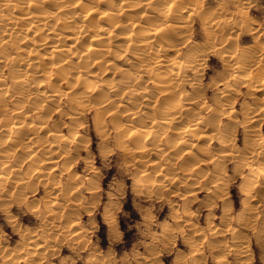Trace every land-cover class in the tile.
Segmentation results:
<instances>
[{"label": "rangeland", "instance_id": "1", "mask_svg": "<svg viewBox=\"0 0 264 264\" xmlns=\"http://www.w3.org/2000/svg\"><path fill=\"white\" fill-rule=\"evenodd\" d=\"M10 1H11L10 4L12 2L16 1L17 7L15 9L13 8V6H9V7H5L4 5L2 6L3 2L0 0V60H1L0 61V78L3 80L2 82L4 84L1 87L4 89L2 98L4 99V105H5L3 111L0 110L1 111L0 117H3V114H5V112H7L6 115L10 114L13 106L14 107L18 106V110L19 109H20V111L22 110V116H23V118H21L22 116H19L18 119L21 118V119H23L22 123H25V124L28 123V124L25 125L24 131H20V133H18V134H20V137H19V135H17L18 137L16 136L17 137L16 138L13 135H11V134H13L12 132H14V128H12L11 125L9 126L10 128L9 127L7 128V132L6 131H5L6 133L2 132L4 134L3 135L1 134V136H0L1 137L0 138V143H1V145H0V154H1L0 155V177L4 176L3 177L4 179L0 178V264H218L219 262H222L219 264H223L224 260H225L224 262L227 261L226 262L227 264H247V263L248 264H264V198H263L264 192L262 195L263 197L259 196L262 193L261 189H262V191H264L263 190L264 189L263 188L264 187V185H263L264 184V180H263L264 175L262 174L263 173L262 171H264V169L261 171L262 165L260 166V170L258 171V169H259L258 166H259V164H262L261 161L264 159V158L261 159L262 157H264V153L262 152L263 155H262V153L261 154L258 153L257 156L255 154H253L252 156H248V155L244 154L243 156L245 159L241 162H240L241 159L238 160L239 161V166L237 165L238 168L236 165H234V164H236L237 160H235L233 158L228 159V158L219 157L220 159L217 160V162H215V164H214L213 162H211L209 156H212V155L216 156V155H219L223 152L222 150H219V149L224 150L227 145L225 146L223 143L221 144V142H219V141L223 140L224 137L226 136V134H227L228 138H232V137L234 138V139L232 138L233 140L231 141V142H233V144H235L234 149L240 147L239 152L241 154L244 153L243 151H241L243 148V141L245 140V138L244 139L242 138V137H244V135L242 133V128H244V125H247L248 122L245 123L243 125V127L241 124L238 128H234V127H236V125L234 127L230 126L231 123H229L228 120L227 121L225 120V119H227L228 115L227 116L226 115L224 116L223 114L219 115L221 113L220 112V113H215L217 115L213 116L215 114L211 112L210 115H211V117L212 116L213 117L210 118V115L208 116L210 118V121H213L212 123H210L212 125V127H211V126H209L210 124H208L209 119L206 118L207 117L206 115H208V113H209V111L206 109L207 108L206 105L208 102H210L208 105H210V104L212 105V103H213L212 101L218 102V99H219V102H221V103L218 106V109H220L221 105H222L221 107L225 106L224 108L230 107L231 110L233 109V112L235 111V115L239 119V118H241V114H242L245 106H248V104H246V105L244 104L245 101H247L249 99V97H250L249 100H252L254 98L253 97L254 95L251 96L249 94L250 96H248L247 93L243 94L245 92V87L247 88V85L245 84V86H244L241 82H237V81H235V83H238V84L241 83L240 84L241 86L235 84V88L236 87L239 88L241 90V91L240 90L239 91L242 94L237 95L234 93V95L232 94L234 96V99H232L233 96L230 95V93L228 91H226L227 95L220 97V95L222 93V91H220V90H222L223 88L220 86L219 89H213V87H214L213 80L215 82L217 80L216 83H218V78L223 73H225V75L223 74L225 76V78L231 81V79H229L232 77L231 73L232 74H238L237 76L239 77L238 72H240L241 76L242 75L246 76L244 74V72L245 73L247 72L246 74H248V72H249L248 76L251 75V76L257 78L259 74L264 72V70H263V68H264V66H263V64H264V60H263L264 59L263 58L264 57V51H263L264 50V0H246V1L244 0V2H243V0H241V1L240 0L239 1L230 0L231 2L229 0H221V1L220 0H197V3L199 1L198 4L196 3V1L190 3V1H192V0H173V2L178 1L179 2L178 5H180V4L182 5V3H184L183 9L186 12V13L185 12L183 13V14H185L184 19H183V20H185L183 23L185 26H182L181 27L182 29L176 28L175 29L176 31H175V30H172L173 28H171V30H169L170 29L169 27L166 28V30H169L168 31V37H170L169 38L170 42L174 43L175 49L177 48L176 49L177 53L176 52L171 53V52L166 51V50L163 52L152 51L151 53H145L146 51H143V53L147 54L146 58H147L148 62H151L153 60V57H155V56H157V58H163L165 60L168 59L169 61L174 58L173 61H175L176 65L178 66V68H175L174 67L175 63H174V64L168 66V68H167L168 70L162 69L161 67H158L159 70L160 69L163 70V71L158 70L160 73H162L161 75L169 73L172 66L174 69L177 70V71L176 70H174V71L178 72L175 75L179 79L176 78V76L172 75V78H175L177 81V82H175V79H172V83L175 82V83H173V85L175 86L174 89L176 91L174 97L180 99L181 102L183 101L182 104L185 102L182 114L184 112L185 113L186 112L192 113V110H193V114H191V115L186 114L184 116V114H183L182 116L184 119L182 121H180V119H179L180 117H179V115H177L175 117V119H173L170 123L172 125L174 122L175 125L173 124L172 127L173 126H175V127L177 126V128L183 127V125L185 123H183V125H182V122L186 121L187 118L191 117L192 115H195L198 113L201 116L204 115L201 117L202 118L201 120H202V123H204L205 125L201 124L200 127L202 129V135L207 134V136L201 135L199 137L200 139L198 138L194 142V143H197L198 146L193 145L194 152L195 153L197 152L196 153L197 155L195 154V156L197 158H195V159L198 160L197 163L200 164L198 166V168H196V171H199V173L197 172L196 176H195V178H196L195 183L197 185L194 183H192V185H190L191 183L188 184L189 181L186 178H184L185 174L188 173L187 171L185 172L184 170L183 171L185 173H183V171H181L182 169H184V168H181L184 165L177 166V165H179L180 160L182 161L183 157L187 158L185 156H188L186 153H184V150L183 151L179 150V149H183L182 146L179 145L180 148L178 147L177 150H179V151H177L178 153L176 152L177 153V156H176V155L172 154L173 152L170 151L169 146L167 145V143H165L166 139L168 138V136L165 134H167L169 131H171V128H172V127H170L171 125L165 124V125H162L163 127H161L159 125L154 124L156 122L151 123V121L149 122L148 119H145L146 118L145 112L147 114L149 111L151 112L153 109L155 116L154 115H152V116L155 118L154 120L158 121L157 124H159L160 120H158V119H160L161 117L158 116L159 110L157 108L160 109L161 107H163V106H161V107H159V106L164 104L163 102L167 97L171 98L170 97L171 94H169V96L167 95V97H166V95H165L166 92L161 90V87H163V86H161V87L158 86L159 88H155V86H157V85H155V86L153 85L154 82L151 79H153L152 76H153L154 72H150L151 74H149L146 71H143L142 69H140V67H138L136 61L134 60L132 55L130 56V54H127V56L128 57L130 56L131 59L130 58L129 59L131 61L130 60H128V61L131 64L128 61L125 62L123 60L124 58L120 59V57H119V59L114 60L115 61L114 65H113L114 68L110 67L111 62L104 63L103 66L108 67L107 69H109V70H108V73L104 75V77L102 76V78L104 80H107L108 83L109 82L111 84L113 83L112 84L113 87L115 85L118 86L120 84L121 80L124 79L123 74H126L127 72H128L127 74L130 73V75H133L134 72L141 73L142 78L139 80H134L132 82V84H129L127 86H125V84H124L122 86L123 88L121 87L119 92L113 93L114 91H110L109 92L110 94L112 92V94L110 96H113V97L112 98L109 97V99L107 101H104L102 104H99V105H101L102 108L107 104L108 106L107 105L106 106L110 110H108L107 112L106 111H98L97 113L101 112V116H100V114H98V116L96 117V113H94V111L96 110V107H98L99 105L93 106L95 103L90 104L91 101L85 102V105H87V107L85 105H83L86 108H85V111H82L83 106L80 103H78L79 99L77 97L75 98V96H74V95H76L75 93L77 91H75L74 85L73 86L71 85L70 76L62 78V76L59 75L61 73L59 71H57V69H55L56 66L51 65V63H53V61L57 57L63 56V55L59 54V52H57V50H58L57 47L59 46L61 48V47L67 46V44L70 41V38L58 40L56 50L55 51L52 50V52H49L48 46H50V44H52V42H51L52 39H50L51 38L50 36L52 34H49L48 40L45 39L47 41L45 44L40 45L39 42L44 41L43 36H45V34H44L45 30H43V29H41L40 31L33 30V29L25 30L23 27L25 25L24 21H21V20L14 21L15 16L16 17L19 16L21 12H23L25 9H27L26 0H10ZM62 1H64L66 3V2H69L71 0H62ZM117 1H120L121 4L120 5H114V4H117ZM152 1L153 2L158 1V3H159L158 6H160V7H163L164 4L169 3V2L166 3L164 0H152ZM163 1H164V3H163ZM166 1H171V0H166ZM181 1H183V2L181 3ZM64 2H60L59 4L64 3ZM86 2L89 4H93L95 6L94 9H96V13H98L101 9L109 7V6H114L115 8L119 7L121 9H124V8L128 7L130 4H132V0H104V1H98V2L96 0H88ZM154 3H156V2H154ZM236 3L238 5H236ZM38 4H40V3H38ZM57 4H58V2L51 0V1H45L44 3L40 4V6H41V8H44L47 11H53V15L50 17V24L51 23L54 24V26H55L54 30H56V32L61 31L63 34H71V32L73 30H75V27L79 24V19L81 17H83L84 15H82V16L77 15L76 17H73L72 9H68V8L64 9L62 7L60 8L59 11L57 10V8L53 9V6L55 7V6H57ZM176 4L177 3H174V11H176V13L173 12V15L177 14L180 11V9H182V7L180 5L178 7L180 9L178 10V8L176 7ZM194 4H196L198 6H196ZM215 4H218V5H215ZM199 6H200V8H196V9L194 8V7H199ZM207 6H208V8L210 7L211 9H213V11H215V12H213L210 8L209 9L211 11L208 10V8L205 9V7H207ZM237 6H239L240 8L242 7V8L240 9ZM130 7L131 8L129 10H127V12L129 14L133 15L134 17H138L139 14H137V12H139V10L140 11L142 10V6L141 5H139V6L132 5ZM175 7L177 9H175ZM192 7H193V10H191ZM201 7H203V8H201ZM221 9H223V10H221ZM196 11H198V12H196ZM208 11L210 12V14L208 13ZM227 11H228V13H227ZM192 12H195V13L193 14ZM225 12L227 13V16H226ZM229 12H230V14H229ZM188 13H189V15H188ZM216 13H217V15H215ZM232 13H234V14H232ZM203 14L205 16H203ZM177 15H176V17H177ZM222 15H224L225 17ZM194 17H195V19H193ZM198 17H201V18H198ZM203 17H205V18H203ZM222 17H224V18H222ZM237 17L239 19H237ZM9 19H11V20L9 21ZM203 19H205V20H203ZM230 19L232 22H230ZM196 20L199 22L202 21V22H200V25H199V22L198 23L196 22ZM228 20H229V22H228ZM238 20H239V22H238ZM244 20L246 23L244 22ZM234 21H235V24L240 23L239 24L240 27L236 26L238 24L232 25V24H234ZM206 22H207V24H205ZM166 23H168V22H166ZM203 23L205 26L203 25ZM230 23H232V24H230ZM210 24H212V25L214 24L213 25L214 27L212 28L211 27L212 25H210ZM222 24H225L226 27H224V25H222ZM241 24H243V25H241ZM249 24H250V26H249ZM63 25H65V27H63ZM201 25H203L202 27H204L206 30L211 31V33L209 32V35H211L210 36L211 38L209 37L210 39L208 37H206V35H205V34H208V32L204 28L203 29L206 32H203V29H200V27H198ZM189 26H190V28H189ZM207 26L208 27L210 26L211 28L210 27L206 28ZM221 26H222V28L224 27L225 29H227L226 32H224L225 29H222ZM241 26H242V28H241ZM231 27L233 28V30L231 29ZM250 27H252L251 30H250ZM178 29H180L183 32H180V30H178ZM186 29H188V30H186ZM244 29H246L247 31H245ZM252 29H255L256 31L252 30ZM242 30H243V32H242ZM173 31H175V33H172ZM234 31H236V32L238 31L237 35H235L236 32L234 33ZM190 32H192V34ZM202 32H203V35L205 36V38H203L204 36H202ZM220 32H221L222 37L224 35L225 36L227 35L226 37L225 36L223 38L221 37V39H223L222 40L223 43L220 41L221 39L219 38ZM229 32L231 35L229 34ZM232 32H233V36H232ZM176 33H179V34L182 33V34L179 35ZM186 34H188V38H187ZM23 35H25V37H22ZM178 35H179V37H177ZM256 36H257V38H255ZM212 37H213V39H212ZM234 37H236L235 42L233 40ZM24 38H26V39H24ZM39 38H42L43 40L41 39V41H40ZM217 38H219L220 40L215 41ZM229 38H231L232 40H230ZM173 39H176L177 41H175ZM180 39H182L181 40L182 42L178 41ZM183 39H185V40H183ZM204 39L209 40V41L205 42ZM228 39L231 41V43H232V41L234 42L233 44H231L232 46L230 45V41ZM224 40H226V41H224ZM254 40H256V41L258 40V41L256 42ZM194 41L195 42L198 41V42L195 43ZM210 41H212V43L214 44L211 46H215V47L209 46L211 43ZM236 41H237V43H236ZM116 42L120 43L119 45H125V44L121 43V41L119 39L116 40ZM218 42L222 43L221 45H223V46L218 44ZM175 43H178L179 45L175 46L176 45ZM180 43H181V45H180ZM193 43H195L194 44L195 47L192 48L193 45H191V44H193ZM203 43L206 45H204ZM207 43H209V44H207ZM251 43L253 45H251ZM183 44H184V46H182ZM189 44L191 45V47ZM197 44L198 45L203 44V47H201V45H200V47H198L200 49L197 48V50L199 52L197 50L192 51V50L188 49V48H192V49L195 48L196 49V47L198 46ZM226 44H227V46H226ZM254 44H256V45H254ZM224 45H225V47H224ZM245 45H246V47H244V50L242 51L243 46H245ZM248 45L250 47H253V49H251ZM154 46H155V44L153 42L149 43L150 49L153 48ZM220 46L222 49L220 48ZM233 46H236V47H233ZM254 46H257V47H255L256 49H254ZM16 47H18V48L16 49ZM226 47H230V48L228 49ZM248 47H249L250 51H247V50H249V49H247ZM201 48H203L205 51H203V49H201ZM258 48H260V49H258ZM224 49H226V50H224ZM238 49L241 52H239ZM183 50H184V52H183ZM218 50L219 51L222 50V51L216 52ZM227 50L229 52L230 51L231 52L229 53ZM235 50H236V52H235ZM254 50H256V51H254ZM191 51L193 52V54H196V53L199 54L200 53L201 54L200 58L201 59L204 58L202 60H199V62L201 61L203 63H201L198 66V68H193L192 66H190V64L193 63L192 61H190V59H191L190 56L192 53ZM211 51H213L215 54ZM252 51H253V54H252ZM137 52H138V55H140V52L139 51H137ZM153 52H155V53H153ZM180 52L181 53L183 52L182 55ZM225 52H227V53H225ZM234 52L236 53V55ZM242 52H244V53H242ZM257 52H259V53H257ZM17 53H18V55H17ZM50 53L52 54L51 57H50ZM218 53L221 56H218L219 55ZM1 54L2 55L5 54L7 58L5 57V55L2 56ZM148 54H150V55H148ZM177 54L179 56H176ZM122 55H124V53ZM185 55H186V57H185ZM222 55H224V56H222ZM18 56H20V57H18ZM235 56H236V58H235ZM237 56L239 58L240 57L241 58L239 59V58H237ZM256 56L258 57V59ZM14 57H16V61L13 60V59H15ZM187 57L190 59H188ZM206 57H207V60L205 59ZM219 57L220 58L223 57L222 58L223 60L220 59ZM244 57H247L248 60L247 59L245 60ZM255 57H256V59H254ZM180 58H182V59H180ZM5 59H7V60H5ZM253 59H254V61H253ZM32 60H36V61L40 62L39 63L40 65L39 64L38 65L41 66V68L38 66V67H36L35 70H33V69H32L33 71L30 70L32 72L31 73L29 70H27V68L26 69H24V68L26 66L25 63L27 61H32ZM50 60H52V61H50ZM233 60H236V62L238 61L239 64L240 63L243 64V61H244L245 66L242 65L244 69L243 68L235 69L233 66L236 64V62ZM184 61L186 64L184 63ZM225 61L228 63V68H227V70L223 71V69H226V67H227L226 64L224 65ZM232 61L234 63H232ZM246 61H247V63H246ZM251 62H256V63L253 64ZM261 62H262V64H261ZM133 64H135V65H133ZM257 64H259V65L257 66ZM116 65H118V67ZM131 65H133L134 67L137 66L138 70L136 68L135 69L131 68L132 67ZM181 65H184V68H183V66L181 67ZM260 65L263 66V68L259 67ZM8 66H10L13 69L9 68ZM42 66H46V69H47L46 72H45V68H43ZM204 66H206V67H204ZM221 66L222 67L226 66V67L221 68ZM229 66H232L234 69H231V68L229 69ZM48 67H49V73H48ZM14 68L16 69L14 71V76H16L17 78H23L27 81L30 80V84L27 85L28 89L26 88V92L23 93L24 95L22 94L23 96L22 95H16V97H15V94H14L15 89H13L12 88L13 86L11 85L12 80H14V79H11V77H12L11 75H13V72H10L8 69L13 71ZM123 68H125L126 70ZM220 69H222L223 72L222 71L220 72L219 71ZM261 69L263 71H261ZM37 70H39V71H37ZM42 70H44L45 74H42V73H44ZM124 70H125V72H124ZM133 70H135V71H133ZM236 70H237V73L234 72ZM241 70L243 71V74L241 73ZM256 70H258V72H259V73H257V75L255 73ZM35 71L37 72L38 75L36 74ZM139 71H141V72H139ZM216 71L217 72L219 71L221 74L219 72L217 73ZM226 71H229L230 74L226 73ZM19 72H20V75H19ZM23 72H25V75H23ZM27 72H29V73H27ZM196 72H198V73L196 74ZM56 73H59V74H56ZM177 74H179V75H177ZM189 74H191V75H189ZM18 75H19V77H18ZM183 75H185L186 78H188L187 80H190V81L189 82L187 80L185 81L186 78L185 77L183 78ZM192 75H194V76H192ZM223 75H222V77H223ZM34 76H35V78H37V80L39 78H41V81L33 83L32 79L35 80ZM228 76H230V77H228ZM237 76H235L233 78L238 80ZM60 77L62 80L60 79V81H59ZM107 77H110V78H107ZM28 78H30V79H28ZM42 78H45V79L42 80ZM180 78H183L184 80L180 79ZM48 79H49V81H47ZM56 79H58V80H56ZM51 80L54 81V83ZM104 80H103V82L107 83V81H104ZM182 80L185 82H183ZM253 80H254V78H253ZM55 82H58V83H55ZM207 82L209 84L211 83L212 86L211 87L207 86ZM50 83H52V84H50ZM48 84H50V85H48ZM53 84H57L58 86L57 85L53 86ZM69 84L71 85V87ZM204 84H206V85H204ZM51 85L54 87V89H52L53 87H51ZM140 85H141V87H140ZM199 85H201L203 87H201ZM176 86H178V87H176ZM49 87H51V88H49ZM57 87L59 88V90ZM126 87H128V88H126ZM190 87H192V88L193 87H196V88L199 87V88L198 89H196V88L191 89ZM206 87L208 88V90ZM137 88H139V89H137ZM176 88H178L179 90ZM11 89H12V91H10ZM158 89H160V90H158ZM199 89H200V91H199ZM56 90H58V91H56ZM129 90H131V91L133 90L132 91V96L134 95L133 98L128 97L129 94L126 96V94L129 93ZM177 90H178V93H177ZM187 90H189V91H187ZM51 91L54 92L55 95H53L52 99H48L52 96L51 94H54V93H51ZM6 92H8V93H6ZM120 92H122V93H120ZM183 92H185V93H183ZM187 92H189V93H187ZM194 92H196V93H194ZM45 93H47V95H50V96L47 97V95H45ZM28 94H30V95H28ZM70 94H72V95L70 96ZM173 94L174 93H172V95ZM176 94L178 97L176 96ZM186 94L188 95V97ZM9 95H11V96H9ZM150 95L152 96V99H151ZM163 95L165 96V99H163L162 102H159L162 98H164ZM192 95H194V96L196 95V97H189ZM211 95H213V97ZM214 95H216V99L212 100L213 98H215ZM244 95H246V96H244ZM18 96L20 98H18ZM69 96L75 100L69 101V99H70V98H68ZM140 96H142V98ZM255 96L259 97L260 94H256ZM6 97H8V98H6ZM22 97H24V98H22ZM184 97H187V98L184 99ZM224 97L225 98L227 97L226 98L227 101H226V99H223ZM258 97H256V98H258ZM12 98H14V99H12ZM56 98H58V99H56ZM113 98H114V104L112 103ZM126 98L127 99L130 98V99H128L126 101ZM188 98H189V100H188ZM198 98L199 99L203 98L206 101L205 102L203 100L206 103V105L204 106L202 104V102H199V105L197 104V106H198V108H197V106H195V104H193V102H196L198 100ZM229 98H230V101H232V104H229V106H227ZM16 99H18V100H16ZM21 99H23V100H21ZM53 99L55 100V102H53L54 101ZM11 100H15V101H12V103L10 104ZM20 100H21V103H20ZM51 100H53V101H51ZM200 100H202V99H200ZM209 100H211V101H209ZM220 100H223L224 102L220 101ZM31 101L33 102L32 106H31ZM46 101L49 103H47ZM230 101H229V103H230ZM14 102H15V105L13 104ZM34 102H35V104H38V105H35ZM186 102L189 104H187ZM216 102H214V103H216ZM17 103H20L21 105H18ZM70 103H71V105H69ZM161 103H163V104H161ZM12 104H13V106H12ZM28 104L31 107L27 108ZM186 104L188 105L189 108L190 107L192 108L194 106L191 109V111H190V109L188 110V107H186L187 106ZM50 106H52L53 108ZM69 106H72L74 108H69ZM203 106L205 108H203V110H202ZM9 107H11V108H9ZM23 107H25V108H23ZM40 107H42V108H40ZM47 107H49V108H47ZM101 107H99L100 110H105V109H101ZM126 107L128 108V110L126 109ZM249 107H252V106H250V104H249ZM30 108H32V109H30ZM43 108H45V109H43ZM148 108H151V109H148ZM48 109L50 111H48ZM51 109H52V111H51ZM185 109H187L190 112H188ZM25 110H27V111L25 112ZM46 110L48 112H44ZM74 110H75V112H74ZM115 110H116V114H114ZM161 110L162 109H160V112H161ZM195 110H198V112ZM23 111H24V113H23ZM28 111H29V113H28ZM201 111H205V112H201ZM71 112L73 114H76L77 117L76 118L71 117V116H73V114ZM42 113H43V115H42ZM45 113H47V114H45ZM133 113H135V114H133ZM128 114H129V116L131 114L133 116L131 115L129 117V116H127ZM36 116H39V117L37 118ZM94 116L96 118L101 117V119H100L101 123L98 122L99 121L98 120L99 118H98L96 120L98 123H97V125H95L96 123L93 121V120H95V119H93V118H95ZM29 117H30V120H29ZM40 117L43 119H40ZM110 117H111V121H109ZM140 117L141 118L144 117V119L142 118L143 122H142V119H140ZM177 117H179V118H177ZM215 117H217V120H215L216 119ZM77 118H78V120L75 122V119H77ZM136 118H139L138 122H141L142 124H146V122H148L147 125L142 126L141 123H139V124H141V125H139L138 122L136 121L137 120ZM34 119H36L35 122L33 121ZM49 119H51V120H49ZM79 119H81V121ZM114 119L116 121L118 120L120 122V124H118V122L116 123V121H114ZM178 119H179L178 123H181L182 126L180 124L178 125L177 123H175L176 121H178ZM48 120L50 122H48ZM73 120H74V122H73ZM82 121L84 122L83 124H81ZM30 122H32V124H30ZM33 122L35 123V125ZM136 122H137V124H135ZM262 122H263V124L261 126L260 135L262 138H264V120ZM56 123H58V125ZM115 123L118 124V126L113 127L114 125H116ZM130 123L135 124L136 126L135 125L132 126V125H130ZM42 124H43L42 128H44L46 126L48 129L45 127L44 129H46V130H44V129L42 130V128H41ZM215 124H217V125L215 126ZM222 124L227 126V127L229 126L230 128L233 127L234 129L232 128V130H231L230 128H226ZM227 124H229V125H227ZM249 124H252V122H250ZM54 125L55 126L57 125L58 127L57 126L55 127ZM74 125H75V127H74ZM111 125H113V126H111ZM137 125L139 127L135 128V127H137ZM150 125H156L155 128H153L154 126L152 127V131L150 132V134L148 133V131L142 132V129H146V128L149 129ZM96 126L101 127V129L99 127H98L99 129L95 128ZM217 126H218V128H216ZM121 127L125 128V129H123ZM126 127H130V128H128L129 130ZM131 127H133V130L131 129ZM221 127H225V128L221 129ZM115 128L119 129V132L121 133L120 134L121 137L118 134L119 132ZM156 128H157V130H156ZM160 128H161V130H160ZM213 128H214V130L212 131ZM120 129H121V131H120ZM136 129L137 130L139 129V132H136ZM220 129L222 130V133L220 132L221 131ZM227 129H228V132H226ZM0 130H1V128H0ZM10 130H13V131H10ZM48 130L51 132H49ZM124 130L126 133L122 132ZM197 130L200 131L199 129H197ZM207 130H209V131L207 132ZM42 131H44V132H42ZM54 131H55V133H54L55 136L53 135ZM153 131L154 132L156 131V133L160 132L161 134H155ZM115 132L116 133L118 132L117 135H119V136L115 135L116 134ZM21 133H22V135H21ZM74 133H76V135H77V138H76L77 142L72 141L73 136L75 135ZM78 133L81 135L80 137H82V138H79ZM136 133H138V134L142 133V135L145 134L146 137H144L145 135L143 137L141 135H139V136H141V138L138 137V135L134 136V135H136ZM147 133L149 134L148 136H147ZM153 133H154V135H153ZM223 133L225 135L218 139V137H220V136H217V135H219V134L223 135ZM30 134H32V135H30ZM122 134H123V137H122ZM60 135H61V137H60ZM114 135L117 136V138H115ZM150 135H151V137H150ZM152 135L154 137L156 136L157 138L156 137L154 138ZM27 136L29 137V139ZM42 136L44 138L43 140L41 138ZM37 137H38V140L36 139ZM65 137H66V139H68L67 141H64ZM132 137L136 141V144H138L137 142L140 141L142 145L140 144V142H139V145H136L135 141L134 142L131 141V144H130V139L132 140ZM149 137L151 138L150 140L154 141L155 143L151 142L152 143L151 144L150 140L146 141V139H148ZM163 137L165 140L163 139ZM205 137H207V138H205ZM15 138L18 140L20 139L18 142H16V144H15V142H13L14 141L13 139H15ZM34 138H35V140H34ZM118 138L121 141H118ZM136 138H138V139H136ZM225 138H227V137H225ZM23 139H25V140H23ZM139 139H141V140H139ZM155 139L158 142H156ZM206 139H208V140L206 141ZM216 139H217V141H216ZM30 140H32L33 143H31ZM205 141L208 142V144H209L208 149H210V150L212 149V150L210 152V150L207 149V150H205L207 153H199L200 151L202 152L203 149L200 150V148H202V146L204 145L203 142H205ZM64 142H68V143L64 144ZM199 142L203 143V144H201L202 146H200V147H199V145H200ZM25 143H26V145H25ZM117 143H120V145H122L123 148H122V146H119L121 148H118L117 146L119 144H117ZM2 144H5V145H2ZM17 144H19V145H17ZM37 144H39V145L36 147ZM49 144H51V145H49ZM76 144L80 148H74V147H76ZM124 144H126V145L124 146ZM129 144H130V147H128V148H130V149H126V147L129 146ZM153 144L155 146L158 145V148L161 146L162 148L161 147L160 148L163 151L164 150L165 151L160 153L161 150L159 152V150H157V146L155 147ZM15 145H17V146L13 147ZM81 145H82V147H81ZM140 145H141V147H139ZM221 145H224V146H222V148H219V146L221 147ZM231 145H232V143H231ZM236 145H237V147H236ZM1 146H3V148ZM6 146H7V148H10V150L7 149V151H6ZM22 146H24L23 149H22ZM29 146H30V148H29ZM42 146H44L45 149L49 146L48 150L47 149L45 150ZM148 146H150L151 148ZM137 147H139L138 150L136 149ZM195 147L198 151L195 150ZM4 148H5V150H4ZM32 148H33V150H32ZM155 148H156V150H155ZM213 148H215L214 149L215 151L219 148L217 150L218 153L214 152ZM52 149L54 151L55 150L59 151L60 153L58 152L59 153L58 154V153L54 152ZM122 149H124L125 152ZM38 150L41 151V154L39 153ZM151 151H152V153H150ZM12 152H13V154H12ZM19 152L23 154V155L19 154V155H21V157L19 155L17 156V153H19ZM34 152H36V153L38 152V154H36ZM45 152L48 155H45ZM126 152H127V154H126ZM155 152H157V153H155ZM169 152H170V154H172V156L169 155ZM179 152H180V155H179ZM212 152L215 154H212ZM63 153H66V154H63ZM209 153H211L212 155ZM35 155H37V156H35ZM144 155H145V157H144ZM163 155L165 156V158H162ZM204 155H206V156H204ZM23 156H25V157H23ZM47 156H48V158H47ZM254 156L257 158L258 162H256V160H255L256 158L253 159ZM18 157H20V158H18ZM34 157L35 158L40 157V158L34 159ZM167 157H169V158H167ZM247 157H249V158H247ZM250 157L252 158L253 161L250 159ZM13 158H15V159H13ZM21 158H23V159H21ZM24 158H26V159H24ZM132 158H134L133 161L131 160ZM170 158H172V160ZM17 159H19V161H17ZM39 159H41V161H39ZM42 159L44 160V162ZM49 159L50 160L53 159V161L52 160L50 161ZM151 159H153V160H151ZM187 159L190 160L191 158L189 157ZM187 159H185V160L188 161ZM259 159L261 161H259ZM168 161H170L171 163L169 162L170 164H167ZM234 161H235V163H234ZM13 162L16 163V164L14 163L15 164L14 168H12L13 167L12 165H14ZM48 162L50 165L48 164ZM138 162L140 164H138ZM155 162L156 163L158 162L160 165L156 164ZM250 162L251 163L253 162V163L249 164ZM46 163H47V166L49 165V167L46 166ZM53 163L56 165V167ZM162 163L165 165V167L163 166ZM172 163H174V164H172ZM188 163H189V161L187 162V164ZM204 163H205V167L203 166ZM210 163H211V165H210ZM220 163H223V164H220ZM60 164H63V165H61V167H60ZM67 164H68V166H67ZM153 164L157 165L158 167H161V168H159V169L157 167L154 168V166H151ZM248 164H249V166H248ZM9 165H11V166H9ZM27 165H29V166H27ZM212 165H214V166H212ZM250 165L251 166L253 165V167H251ZM43 166H44V168H43ZM50 166H52V167L54 166L55 168L54 167L52 168ZM62 166L65 169L62 168ZM169 166H171V167H169ZM218 166H220L221 168ZM4 167H5V172H4ZM58 167L61 168V172H60V169H58L59 171L56 169ZM143 167H144V169H143ZM184 167H186V165ZM255 167H257L256 170L259 173H257L254 170ZM6 168H7V170H6ZM10 168H11V170H10ZM180 168H181V170H180ZM200 168H203V169L201 170ZM235 168H237V169H235ZM34 169L35 170L37 169V170L35 171ZM155 169H157L159 171H156ZM211 169H213V170H211ZM251 169H252V172H251ZM52 170H54V171H52ZM72 170H73L74 174L72 173L73 176L71 178L69 173ZM151 170H153V171H151ZM166 170H168V171H166ZM174 170L176 171V173ZM214 170H217L218 172L214 171ZM6 171H7V173H6ZM13 171H16L17 173L14 174L15 172H13ZM25 171H27L26 173L28 174V177H26L27 174L25 173ZM51 171H52V174H54V173L55 174L58 173V174L57 175L54 174L53 176H50ZM10 172L13 174H11ZM41 172L44 173L43 174L44 176L42 174L41 175L38 174ZM166 172H169L168 174H170V175L167 176L168 174ZM172 172H174V173H172ZM177 172H179L180 174ZM200 172H201V174H200ZM67 173L69 174L68 176H67ZM164 173L167 175H165ZM214 173L218 174L220 176L214 175ZM24 174H26V175H24ZM47 174H49L50 177H47ZM171 174L172 175L176 174L178 177L176 175H174V177L176 176V178H174L173 176L171 178L170 177ZM221 174L223 177H221ZM254 174H257V175L254 176ZM207 175L209 177H211V176L217 177L218 176V180H216V183H217L216 187H218V185H219L218 183H220L218 188H215L216 183L214 185L207 183V181H206L208 178ZM36 176H38V177L35 178ZM133 176H136V177L138 176L139 179H136V177H133ZM152 176H154V177H152ZM246 176H247L248 180L246 179ZM51 177H53L52 181L50 180ZM262 177H263V179H262ZM24 178H26V179H24ZM148 178H150L149 181H147ZM160 178H161V181H160ZM181 178H183V179H181ZM32 179H35V180H34L33 184H31V185H34L35 187H31L32 191H30L31 189H28V188H30L31 185H29L28 183L29 182L32 183V181H31ZM68 179H70V180H68ZM167 179H170L169 180L170 183L167 182ZM6 180H7V182H6ZM41 180H42L41 184H43V185L40 184ZM47 180H49L55 186L50 185L51 183ZM144 180L146 181V183ZM245 180H247L248 183ZM250 180H252V181H250ZM260 181H263L262 182L263 184L261 183V185H260ZM10 182H12V183H10ZM36 182H39V183H36ZM225 182H227V183H225ZM253 182H254V184H252ZM1 183H3V184H1ZM23 183H26V184H23ZM46 183H47V186L49 185L51 188L49 186L47 187ZM202 183L204 185H206L207 189L208 188H210V189L206 190L205 186H204V188H202L203 187ZM245 183H247V184H245ZM250 183L252 185H250ZM18 185L20 186V188L22 187V189L18 190L19 189ZM23 185H25V186H23ZM158 185H159V187H158ZM246 185L247 186L249 185V186L247 187ZM260 186H261V189H260L259 193H257L256 191L259 190V188L257 189V187H260ZM5 187L6 188L9 187V188L6 189ZM221 187L223 188L222 190L220 189ZM224 187H226V188H224ZM244 187H245V189H244ZM246 187L249 189H247ZM1 188L4 190H2ZM87 188H90V189H87ZM5 189H6L7 194L5 192ZM189 189L192 190L193 193L191 191L188 192ZM219 190H221V191H219ZM245 190L248 194L245 193ZM250 190L252 191L253 194L251 193ZM182 191L183 192L186 191L187 194H186V192L181 194ZM212 191H215V192H212ZM18 192H19L18 197L15 198L16 196H13V195H14V193H18ZM20 192H22V193H20ZM250 193H251V196H250ZM257 194H259V195H257ZM180 195H181V197H180ZM248 196H250V198ZM258 196L260 197V199ZM187 197H189V198H187ZM66 198H67V200H65ZM52 199H53L54 203H53V201H50ZM254 199L256 200V202ZM257 200H258V202H257ZM48 201H49V203H48ZM211 201L214 203H212ZM259 202H261V203H259ZM245 203H246V205L248 203V205L245 206ZM46 204H48V205H46ZM249 204L250 205L253 204L252 208ZM208 205H209V208L206 207ZM223 206H224V209H223ZM243 206H244V208H242ZM253 207L255 210L253 209ZM34 208H36V209H34ZM245 208H248V211H246ZM57 210H59V211H57ZM186 210H188V211H186ZM225 210H227V211L224 212ZM56 211H57V213L59 212L58 215H57V213H55ZM40 212H42V213L40 214ZM189 212L191 214H193L194 216L191 215ZM187 213H189L188 215H189L190 219L191 218L193 219V221H192V219L190 220L188 216H185V215H187ZM221 213L225 214L224 215L225 217ZM109 214L111 215V217L107 216ZM195 214H196V216H195ZM236 214L238 216L240 215L239 217H241V218L236 216ZM40 215H41V217H40ZM47 216H50V217H47ZM243 216L249 217V218H247V220L251 223L247 222V220L245 218H243ZM187 217H188V220H186ZM223 217L226 218L225 222L223 221L224 220ZM184 218H185V220H184ZM190 221H191V223H194V221H195L196 224L194 223V225H193L190 223ZM222 222L224 224L226 223L224 227H223L224 224L223 225L221 224ZM241 222L242 223L246 222L247 225H245V223L242 224ZM53 223L56 224L55 225L56 227L54 226ZM182 224H184L185 226ZM187 224H191V225L189 226ZM168 225H169V227H167ZM192 225L195 227L193 228ZM218 225H219V227H218ZM191 226H192V228H191ZM44 228H46L47 230H42ZM48 228H50V229H48ZM196 228H197V232H196ZM164 229H167V230H164ZM217 229H218V231L215 232V230H217ZM199 230H200V232H198ZM201 230H202V232H201ZM30 231H32V232H30ZM166 232H169V233L167 234ZM195 232L197 233V235H195ZM222 232H223V235H222ZM198 233H201V234L199 235ZM214 233H215V235H214ZM218 233L219 234L221 233V234L219 235ZM209 234H211V235H209ZM41 235H43V236L41 237ZM201 235H202V237H201ZM233 235H235V236L239 235V236L238 237L236 236L237 237V238L235 237L236 239H232ZM242 235H243V237H242ZM76 236H77V238H76ZM240 236H241V238H240ZM170 237H173V238H170ZM220 237H221V239H219ZM167 238H168V240H167ZM238 238L240 239V241ZM33 239L34 240L36 239V240L34 241ZM217 240H220L221 243L216 244V243H218V242H216ZM33 243H35V244H33ZM191 243L193 244L196 251L194 250ZM211 243H212V245H214L213 246L214 249L212 248ZM222 243L224 245H222ZM234 244L238 245V246H236V248H235ZM190 245H191V247H190ZM43 247H44V249H43ZM216 247L217 248L219 247L218 248L219 252L216 251L217 250ZM226 247H228V248H226ZM190 248H193V250H190ZM220 250H222V251H220ZM234 250H235V253H234ZM244 250H246V251H244ZM40 251H42V252H40ZM159 252H161V253H159ZM231 254H234V257H231ZM36 255H38V256H36ZM91 256H93V257H91ZM213 256L216 258H214ZM94 257H95V259H93ZM194 257H195V259H194ZM198 258H200V259H198ZM238 258H240L241 260ZM243 258H245V259H243ZM195 260H197V261H195ZM241 261H242V263H240Z\"/></svg>", "mask_w": 264, "mask_h": 264}, {"label": "bare ground", "instance_id": "2", "mask_svg": "<svg viewBox=\"0 0 264 264\" xmlns=\"http://www.w3.org/2000/svg\"><path fill=\"white\" fill-rule=\"evenodd\" d=\"M2 2H3V4H2V6L4 5L5 7H9V6H13V8L15 9L16 7H17V3H16V1H14V2H12L11 4H10V0H1ZM45 1H51V0H26V7H27V9H25L23 12H21L20 13V15L19 16H15V18H14V21H17V20H21V21H24V29L25 30H28V29H33V30H38V31H40L41 29H43V30H45L44 32V34H45V36H43L44 37V41L43 42H39L40 43V45H43V44H45L47 41L46 40H48L49 38H48V36H49V34H52L50 37V39H52L51 40V42H52V44H50V46H48L49 47V52H52V50L53 51H55L56 50V47H57V42H58V40H61V39H66V38H70V41H69V43L67 44V46H64V47H57V52H59V54H61V55H63L62 57H57L54 61H53V63H51V65L53 66V65H55L56 67H55V69H57V71H59L61 74H59V73H56V74H59L60 76H62V78H65V77H67V76H70V78H71V85L73 86L74 85V87H75V91H77L75 94L76 95H74L75 96V98L77 97L79 100H78V103H80L82 106L83 105H85V102H88V101H91L90 102V104L91 103H95L93 106H96V105H99V104H102L104 101H107L108 99H109V97L110 98H112L113 96H110L111 94H112V92H111V94L109 93L110 91H114L113 93H115V92H119L120 91V89H121V87L125 84V86H127V85H129V84H132V82L134 81V80H139V79H141L142 78V74L141 73H136V72H134V74L133 75H130V73L129 74H123V77H124V79H122L121 80V82H120V84L118 85V86H116L115 84V86L113 87V83L111 84L110 82L108 83V81L107 80H104L103 78H102V76L104 77V75L105 74H107L108 73V70L109 69H107L108 67H105V66H103V64L104 63H107V62H111V68H114L113 67V65H114V60H117V59H119V57H120V59L121 58H124L123 60L125 61V62H127L128 60H130L131 58H130V56L132 55V57L134 58V60L136 61V63H137V65H138V67H140V69H142L143 71H146L147 73H149V74H151L150 72H154V74H153V79H151L154 83H153V85L155 86V85H157V86H155V88H159L158 86H163V87H161V90H163L164 92H166V97H167V95L169 96V94H171L170 95V97L172 98H166L165 99V96H164V98H162L159 102H162V100L163 99H165L164 100V104L163 103H161V104H163V105H160L159 107H161V106H163V107H161L160 109H162L161 110V112H160V109L159 108H157L158 110H159V114H158V116L159 117H161L160 119H158V120H160V123L159 124H157V122L158 121H156V120H154L155 118L152 116V115H154L155 116V113H154V111H153V109H152V111L150 112L149 110V112L146 114V112H145V116H146V118L145 119H148L149 120V122L151 121V123H153V122H156V123H154V124H156V125H159V126H161V127H163L162 125H165V124H170L171 123V121L173 120V119H175V117L177 116V115H179V117H177V118H179L180 119V121H182L184 118H183V114H184V116L186 115V114H188V115H191V114H193V110H192V113H183L182 114V112H183V108H184V104H185V102L182 104V102H181V100L180 99H178V98H175L174 97V95H175V89H174V85H173V83H175V82H177L176 81V79L175 78H172V75L173 76H176L175 74L176 73H178V72H175L174 70H176V69H174L173 68V66H172V68L170 69V72L169 73H167L166 71V73L167 74H164V75H161L162 73H160L159 71L160 70H162V69H167L168 68V66L169 65H172V64H174L175 63V61H173L174 60V58L172 59V60H168V59H163V58H157V56H155V57H153V60L151 61V62H148L147 61V54H145V53H151L152 51H156V52H163V51H169V52H176L177 53V48L175 49L174 48V43H172V42H170V37H168V31L169 30H171V28H173L172 30H175L176 28H181L182 26H185L183 23H184V21L185 20H183L184 19V15L185 14H183L184 12H185V10L183 9L184 7H183V4L184 3H182L183 1H181V3H182V5H181V7H182V9H180V8H178L180 5H178V1H174L173 2V0H171V1H166V0H164L166 3L167 2H169L168 4H164L163 5V7H160V6H158V1H154V2H156V3H154L152 0H132V4H130L128 7H126V8H124V9H121V8H115L114 6H109V7H106V8H103V9H101L98 13H96V9H94V5L93 4H89V3H87L86 1H88V0H71V1H69V2H64V1H62V0H52V1H55V2H58V4H57V6H53V9H55V8H57V10L59 11L60 10V8L62 7V8H64V9H66V8H68V9H72V13H73V17H76L77 15H79V16H82V15H84L83 17H81L80 19H79V24L75 27V30H73L72 32H71V34H63L61 31H57L56 32V30H54V28H55V26H54V24L53 23H51L50 24V17L53 15V11H47L46 9H44V8H41V6H40V4H42V3H44ZM97 2L98 1H104V0H96ZM164 1H163V3H164ZM196 1V3H197V0H192V1H190V3L191 2H195ZM221 1V0H220ZM230 1V0H229ZM236 1H239V0H236ZM241 1V0H240ZM246 1V0H245ZM1 2V3H2ZM60 2H64V3H61V4H59ZM160 2V1H159ZM227 2V1H226ZM231 2V1H230ZM243 2H244V0H243ZM38 3H40V4H38ZM162 3V4H163ZM174 3H177L176 4V7L178 8V10L180 9V11L177 13V14H175V15H173V12H175L176 13V11H174ZM198 3H199V1H198ZM197 3V4H198ZM239 3V2H238ZM121 3H120V1H117V4H114V5H120ZM193 4V3H192ZM201 4V3H200ZM199 4V5H200ZM226 4V3H225ZM229 4V3H228ZM240 4V3H239ZM113 5V4H112ZM132 5H137V6H139V5H141L142 6V10L140 11L139 10V12H137V14H139V16L138 17H134L133 15H131V14H129L128 12H127V10H129L131 7L130 6H132ZM178 5V6H177ZM194 5H196V4H194ZM193 5V6H194ZM215 5H218V4H215ZM214 5V6H215ZM231 5V4H230ZM229 5V6H230ZM235 5V4H234ZM236 5H238L237 3H236ZM241 5V4H240ZM162 6V5H161ZM196 6H198V5H196ZM202 6V5H201ZM213 6V5H212ZM243 6V5H242ZM245 6V5H244ZM175 7V9H177ZM231 7V6H230ZM237 7H239V6H237ZM195 9L196 8H200V6L199 7H194ZM201 8H203V7H201ZM206 8H208V6L207 7H205V9ZM210 8V7H209ZM208 8V10H210ZM236 8V7H235ZM240 8V7H239ZM242 8V7H241ZM240 8V9H241ZM191 10H193V7L191 8ZM212 11H213V9H211ZM210 10V11H211ZM221 10H223V9H221ZM244 10V9H243ZM232 11V10H231ZM196 12H198V11H196ZM200 12V11H199ZM207 12V11H206ZM213 12H215V11H213ZM224 12V11H223ZM235 12V11H234ZM239 12V11H238ZM186 13V12H185ZM193 14L195 13V12H192ZM208 13L210 14V12L208 11ZM226 13V12H225ZM227 13H228V11H227ZM227 13H226V16H227ZM240 13V12H239ZM244 13V12H243ZM242 13V14H243ZM246 13V12H245ZM199 14V13H198ZM207 14V13H206ZM229 14H230V12H229ZM232 14H234V13H232ZM176 15H177V17H176ZM183 15V16H182ZM188 15H189V13H188ZM201 15V14H200ZM215 15H217V13L215 14ZM225 15V14H224ZM224 15H222V16H224ZM236 15V14H235ZM238 15V14H237ZM203 16H205L204 14H203ZM209 16V15H208ZM207 16V17H208ZM214 16V15H213ZM244 16V15H243ZM188 17V16H187ZM193 17V16H192ZM202 17V16H201ZM201 17H198V18H201ZM206 17V18H207ZM220 17V16H219ZM225 17V16H224ZM224 17H222V18H224ZM239 17V16H238ZM237 17V19H239ZM197 18V19H198ZM203 18H205V17H203ZM235 18V17H234ZM177 19V20H176ZM193 19H195V17L193 18ZM216 19V18H215ZM214 19V20H215ZM236 19V18H235ZM8 20V19H7ZM11 19H9V21H10ZM203 20H205V19H203ZM216 21V20H215ZM236 21V20H235ZM235 21H234V24H232V23H230V24H232V25H236V24H238V25H236V26H239V24L240 23H236L235 24ZM166 22H168V23H166ZM189 22V21H188ZM196 22L198 23L199 21H197L196 20ZM200 22H202V21H200ZM200 22H199V25H200ZM204 22V21H203ZM208 22V21H207ZM207 22L205 23V24H207ZM211 22V21H210ZM224 22V21H223ZM222 22V23H223ZM227 22V21H226ZM228 22H229V20H228ZM230 22H232L231 21V19H230ZM238 22H239V20H238ZM244 22H245V20H244ZM15 23V22H14ZM56 23V22H55ZM243 23V22H242ZM246 23V22H245ZM244 23V24H245ZM190 24V23H189ZM194 24V23H193ZM202 24V23H201ZM209 24V23H208ZM218 24V23H217ZM228 24V23H227ZM198 25V24H197ZM203 25H204V23H203ZM203 25H201V26H198V27H200V29H203L204 27H202ZM210 25H212V24H210ZM214 25V24H213ZM211 26L212 28L214 27V26ZM222 25H224V27H226L225 26V24H222ZM241 25H243V24H241ZM188 26V25H187ZM205 26V25H204ZM230 26V25H229ZM235 26V27H236ZM249 26H250V24H249ZM63 27H65V25H63ZM167 27H169L170 29L169 30H166V28ZM202 27V28H201ZM210 27V26H209ZM208 26L206 27V28H209ZM210 27V28H211ZM216 27V26H215ZM222 28V26H221V28L222 29H225V28ZM228 27V26H227ZM240 27V26H239ZM11 28V27H10ZM186 28V27H185ZM189 28H190V26H189ZM188 28V29H189ZM241 28H242V26H241ZM251 28L252 27H250V30H251ZM254 28V27H253ZM9 29V28H8ZM182 29V28H181ZM188 29H186V30H188ZM205 29V28H204ZM203 29V32H208V34H205L206 35V37H210L211 35H209V32L211 33V31L209 30H204ZM217 29V28H216ZM230 29V28H229ZM231 29L233 30V28L231 27ZM239 29V28H238ZM249 29V28H248ZM11 30V29H10ZM178 30H180V29H178ZM215 30V29H214ZM226 30L227 29H225V31L224 32H226ZM235 30V29H234ZM245 31H247L246 29H244ZM252 30H255V29H252ZM176 31V30H175ZM175 31H173L172 33H175ZM202 31V30H201ZM220 31V30H219ZM256 31V30H255ZM171 32V31H170ZM180 32H183V31H181L180 30ZM203 32H202V36H204L203 35ZM222 32V31H221ZM221 32L219 33L220 35V39H221ZM236 31H234V33H235ZM238 32V31H237ZM237 32H236V34L235 35H237ZM242 32H243V30H242ZM8 33V32H7ZM187 33V32H186ZM189 33V32H188ZM191 34H192V32H190ZM223 33V32H222ZM247 33V32H246ZM254 33V32H253ZM43 34V35H44ZM171 34V33H170ZM176 34H179V33H176ZM182 33H180L179 35H181ZM224 34V33H223ZM229 34H230V32H229ZM175 35V34H174ZM179 35L177 36V37H179ZM187 35V38H188V34H186ZM209 35V36H208ZM231 35V34H230ZM257 35V34H256ZM21 36V35H20ZM55 36V37H54ZM183 36V35H182ZM181 36V37H182ZM218 36V35H217ZM225 36V35H224ZM223 36V37H224ZM227 36V35H226ZM225 36V37H226ZM232 36H233V32H232ZM22 37H25V35H23ZM172 37V36H171ZM176 37V36H175ZM176 37V38H177ZM222 37V38H223ZM184 38V37H183ZM203 38H205V36L203 37ZM211 38V37H210ZM209 38V39H210ZM219 38H217L215 41H217V40H220ZM235 38L236 37H234V42H235ZM255 38H257V36L255 37ZM254 38V39H255ZM24 39H26V38H24ZM40 39V41H41V39L42 38H39ZM46 39V40H45ZM54 39V40H53ZM120 40L121 41V43H123V44H125V45H119L120 43H118V42H116V40ZM178 39V38H177ZM212 39H213V37H212ZM211 39V40H212ZM230 40H232L231 38H229ZM228 39V40H229ZM43 40V39H42ZM173 40H175V41H177L176 39H173ZM182 39H180V40H178V41H181ZM183 40H185V39H183ZM188 40V39H187ZM223 39H221L220 41L223 43V41H222ZM229 40V41H230ZM23 41V40H22ZM204 41L205 42H207V41H209V40H205L204 39ZM224 41H226V40H224ZM254 41H256V40H254ZM253 41V42H254ZM258 41V40H257ZM256 41V42H257ZM150 42H153L154 44H155V46L153 47V48H151L150 49V47H149V43ZM182 42V41H181ZM193 42V41H192ZM191 42V43H192ZM195 42V41H194ZM198 41H196L195 43H197ZM200 42V41H199ZM211 43H212V41H210ZM233 41H232V43H231V41H230V45L231 44H233L234 43ZM171 43V44H170ZM179 43V42H178ZM178 43H175L176 45L175 46H177V45H179ZM195 43H193V44H191V45H193L192 46V48L193 47H195L194 46V44ZM210 43V45L209 46H211V45H214L213 43L211 44ZM217 43V42H216ZM215 43V44H216ZM222 43H219L218 42V44H222ZM228 43V42H227ZM236 43H237V41H236ZM235 43V44H236ZM255 43V42H254ZM204 44V43H203ZM203 44H197L196 46V49L194 48V49H192V48H188V49H190V50H197V48L198 47H200V45H201V47H203ZM207 44H209V43H207ZM234 44V45H235ZM180 45H181V43H180ZM190 45V44H189ZM191 45H190V47H191ZM204 45H206V44H204ZM237 45V44H236ZM250 45V44H249ZM248 45V46H249ZM251 45H253L252 43H251ZM254 45H256V44H254ZM259 45V44H258ZM182 46H184V44L182 45ZM187 46V45H186ZM221 46H223V45H221ZM221 46H220V48H221ZM226 46H227V44H226ZM232 46V45H231ZM211 47H215V46H211ZM219 47V46H218ZM224 47H225V45H224ZM233 47H236V46H233ZM244 47H246V45L245 46H243V49H242V51L244 50ZM250 47V46H249ZM249 47L247 48V49H249ZM255 47H257V46H254V49H256ZM259 47V46H258ZM18 47H16V49H17ZM181 48V47H180ZM226 48H230V47H226ZM241 48V47H240ZM251 49H253V47H250ZM198 49H200V48H198ZM201 49H203V48H201ZM210 49V48H209ZM208 49V50H209ZM212 49V48H211ZM222 49V48H221ZM236 49V48H235ZM258 49H260V48H258ZM207 50V51H208ZM213 50V49H212ZM224 50H226V49H224ZM137 51H139L140 52V55H138V52ZM143 51H146L145 53H143ZM191 51V52H192ZM198 51V50H197ZM203 51H205L204 49H203ZM206 51V52H207ZM215 51V50H214ZM220 51H222V50H220ZM219 50L218 51H216V52H220ZM228 51V50H227ZM234 51V50H233ZM238 51L239 52H241L239 49H238ZM237 51V52H238ZM247 51H250V49L249 50H247ZM254 51H256V50H254ZM260 51V50H259ZM264 51V50H263ZM18 52V51H17ZM48 52V53H49ZM183 52H184V50H183ZM182 52V53H183ZM199 52V51H198ZM202 52V51H201ZM205 52V53H206ZM210 52V51H209ZM208 52V53H209ZM211 52H213V51H211ZM229 52V51H228ZM231 52V51H230ZM229 52V53H230ZM235 52H236V50H235ZM234 52V53H235ZM19 53V52H18ZM18 53H17V55H18ZM124 53V55H122ZM153 53H155V52H153ZM175 53V54H176ZM181 53V52H180ZM182 53H181V55H182ZM186 53V52H185ZM214 53V52H213ZM225 53H227V52H225ZM233 53V54H234ZM242 53H244V52H242ZM246 53V52H245ZM255 53V52H254ZM257 53H259V52H257ZM3 54V53H2ZM1 54V55H2ZM127 54H130V56L128 57L127 56ZM187 54V53H186ZM207 54V53H206ZM205 54V55H206ZM215 54V53H214ZM219 54V53H218ZM217 54V55H218ZM222 54V53H221ZM252 54H253V51H252ZM5 55V54H4ZM4 55H2V56H4ZM10 55V54H9ZM8 55V56H9ZM16 55V56H17ZM20 55V54H19ZM51 53H50V57H51ZM148 55H150V54H148ZM200 53L199 54H193V52L191 53V59L190 58H188V59H190V61H192L193 63L192 64H190V66H192L193 68H198V66L201 64V63H203V62H199V60H202V59H204V58H200ZM203 55V54H202ZM226 55V54H225ZM235 55H236V53H235ZM242 55V54H241ZM259 55V54H258ZM257 55V56H258ZM15 56V55H14ZM176 56H179L178 54L176 55ZM184 56V55H183ZM213 56V55H212ZM218 56H221L220 54L218 55ZM222 56H224V55H222ZM228 56V55H227ZM230 56V55H229ZM239 56V55H238ZM237 56V58H239ZM251 56V55H250ZM249 56V57H250ZM256 56V57H257ZM5 57H6V55H5ZM18 57H20V56H18ZM185 57H186V55H185ZM248 57V56H247ZM247 57H244L245 58V60L247 59ZM254 57V56H253ZM256 57L254 58V59H256ZM7 58V57H6ZM15 59H13V60H15L16 61V57H14ZM130 58V59H129ZM220 58V57H219ZM218 58V59H219ZM223 58V57H222ZM222 58H220V59H222ZM225 58V57H224ZM235 58H236V56H235ZM234 58V59H235ZM241 58V57H240ZM239 58V59H240ZM264 58V57H263ZM2 59V58H1ZM180 59H182V58H180ZM206 60H207V57L205 58ZM230 59V58H229ZM254 59H253V61H254ZM257 59H258V57H257ZM3 60V59H2ZM5 60H7V59H5ZM11 60V59H10ZM223 60V59H222ZM243 60V59H242ZM248 60V59H247ZM262 60V59H261ZM264 60V59H263ZM1 61V60H0ZM50 61H52V60H50ZM122 61V60H121ZM131 61V60H130ZM233 61H235L236 62V60H233ZM232 61V63H234ZM129 62V61H128ZM183 62V61H182ZM241 62V61H240ZM257 62V61H256ZM256 62H251V63H256ZM40 62H38V61H36V60H32V61H27L26 63H25V68L24 69H26L27 68V70H35L36 69V67H38L40 64H39ZM49 63V64H50ZM123 63V62H122ZM130 63V62H129ZM184 63H185V61H184ZM231 63V64H232ZM246 63H247V61H246ZM249 63V62H248ZM260 63V62H259ZM39 64V65H38ZM109 64V63H108ZM127 64V63H126ZM131 64V63H130ZM183 64V63H182ZM186 64V63H185ZM184 64V65H185ZM226 64V69H223V71L224 70H227V68H228V63L225 61L224 62V65ZM230 64V63H229ZM245 64V62L243 61V64L242 63H238V61L236 62V64L233 66L235 69H241V68H243V66L242 65H244ZM250 64V63H249ZM261 64H262V62H261ZM110 65V64H109ZM133 65H135V64H133ZM133 65H131L130 67L131 68H136L137 69V66L136 67H134ZM175 66V68H178V66L176 65V63L174 64ZM184 65H181V67L183 66V68H184ZM223 65V64H222ZM251 65V64H250ZM256 65V64H255ZM259 64H257V66H258ZM15 66V65H14ZM51 66V67H52ZM117 67H118V65H116ZM245 66V65H244ZM253 66V65H252ZM263 66H264V64H263ZM263 66H259V67H262L263 68ZM9 68H11L10 66H8ZM40 68H41V66H39ZM43 68H45V72H46V66H42ZM158 67H161L162 69H158ZM204 67H206V66H204ZM225 67H222L221 66V68H225ZM232 66H229V69L231 68V69H234ZM248 67V66H247ZM110 68V69H111ZM126 68V67H125ZM125 68H123V69H125ZM202 68V67H201ZM11 69H13V68H11ZM23 69V70H24ZM128 69V68H127ZM153 69V70H152ZM155 69V70H154ZM182 69V68H181ZM244 69V68H243ZM250 69V68H249ZM256 69V68H255ZM10 72H13V75H11L12 77H11V79H14V80H12V88L13 89H15V97H16V95H22L24 92H26V88L28 87L27 85L28 84H30V80L29 81H27V80H25V79H23V78H17L16 76H14V71L16 70L15 68H14V70L12 71V70H10V69H8ZM20 70V69H19ZM32 70V71H33ZM51 70V69H50ZM112 70V69H111ZM121 70V69H120ZM126 70V69H125ZM125 70H124V72H125ZM129 70V69H128ZM138 70V69H137ZM141 70V71H142ZM159 70V71H158ZM168 70V69H167ZM188 70V69H187ZM194 70V69H193ZM263 70H264V68H263ZM262 69H261V71H263ZM37 71H39V70H37ZM43 72H44V70H42ZM130 71V70H129ZM133 71H135V70H133ZM141 71H139V72H141ZM163 71V70H162ZM161 71V72H162ZM177 71V70H176ZM184 71V70H183ZM220 72L222 71V69H220L219 70ZM218 71V72H219ZM222 71V72H223ZM31 72V71H30ZM36 72V71H35ZM34 72V73H35ZM41 72V71H40ZM45 72L44 73H42V74H45ZM131 72V71H130ZM191 72V71H190ZM199 72V71H198ZM198 72H196V74L198 73ZM217 72V71H216ZM217 72V73H218ZM219 72V73H220ZM234 72H236L237 73V70L236 71H234ZM9 73V72H8ZM18 73V72H17ZM27 73H29V72H27ZM32 73V72H31ZM30 73V74H31ZM48 73H49V67H48ZM54 73V72H53ZM143 73V72H142ZM183 73V72H182ZM193 73V72H192ZM226 73H228V74H230V72L229 71H226ZM239 73V77L237 76L238 74H232L231 73V75H232V77L231 78H229V79H231V81L230 80H228V79H226L225 78V73H223V74H221L220 75V79L218 78V83H216L217 82V80H216V82L213 80V82H214V87H213V89H219L220 88V86L223 88H221L222 90H220V91H222V93H221V95H220V97H222V96H225V95H227L226 94V91H228L229 93H230V95H234V93L235 94H242L240 91V89L239 88H235V84H237V85H240L241 83L245 86V84L247 85V88L245 87V92L243 93V94H245V93H247L248 94V96H253L254 98L252 99V100H249L250 99V97H249V99L247 100V101H245V105L246 104H248V106H245V108L243 109V112H242V114H241V118H239L238 119V117L235 115V111L233 112V109L231 110V108L230 107H227V106H229V104H232V101H230V98H229V101H230V103H229V101H228V105L226 106L227 108H224V107H221L220 106V109H218V106L220 105V103L221 102H219V99H218V102H216V101H212L213 103H212V105L210 104V105H208L210 102H208L207 103V105H206V101L203 99V98H200V99H202V100H200L199 98H198V100L196 101V102H193V104H195V106H197V104L199 105V102H202V104L205 106H207V110L209 111V113H208V115H206L207 117L206 118H208L209 120H208V124H210V123H212L213 121H210V118H212L213 116H216L217 114H215V113H220L219 115H228V117H227V119H225L226 121L228 120L229 121V123H231L230 124V126H235L236 125V127H234V128H238L241 124H242V127H243V125L245 124V123H247L248 122V124L247 125H244V128H242V133H243V135H244V137H242L243 139L245 138V140L243 141V148H242V150L241 151H243L242 153L243 154H241L239 151H240V147H238V148H236V149H234L235 148V144H233V142H231L233 139L232 138H228V136H227V134H226V136L225 137H227V138H225L224 137V139L223 140H221V141H219V142H221V144L223 143L225 146H226V148L223 150V149H219V148H222V146H224V145H221V147L219 146V150H222L223 152L221 153V154H219V155H212V154H215V153H213L212 152V154L211 153H209V154H211L212 156H209L210 157V160H211V162H213L214 164H215V162H217V160H219L220 158L219 157H221V158H233V159H235V160H237L236 161V164H234V165H238L239 166V159H241L240 160V162L241 161H243L245 158H244V154L245 155H248V156H252L253 154H255L256 156H257V154L258 153H264V138H262L261 137V135H260V131H261V126H262V124H263V120H264V72L263 73H261V74H259L258 75V77L257 78H255V77H253V76H248V74H249V72H248V74H246L245 72H244V74L246 75V76H241L240 75V72H238ZM241 73L243 74V71L241 70ZM255 73H256V75H257V73H259L258 72V70H256L255 71ZM22 74V73H21ZM29 74V75H30ZM36 74H37V72H36ZM40 74V73H39ZM55 74V73H54ZM181 74V73H180ZM16 75V74H15ZM19 75H20V72H19ZM19 75H18V77H19ZM23 75H25V72H23ZM28 75V76H29ZM38 75V74H37ZM148 75V74H147ZM177 75H179V74H177ZM189 75H191V74H189ZM199 75V74H198ZM197 75V76H198ZM212 75V74H211ZM210 75V76H211ZM222 75H223V77H222ZM253 75V74H252ZM255 75V76H256ZM5 76V75H4ZM3 76V77H4ZM36 76V75H35ZM35 76H34V78H35ZM188 76V75H187ZM192 76H194V75H192ZM235 76H237V78H238V80H236L235 78H233V77H235ZM6 77V76H5ZM10 77V76H9ZM14 77V78H13ZM33 77V76H32ZM37 77V76H36ZM39 77V76H38ZM48 77V76H47ZM186 78V76L185 75H183V78ZM199 77V76H198ZM227 77V76H226ZM228 77H230V76H228ZM17 78V79H16ZM26 78V77H25ZM49 78V77H48ZM53 78V77H52ZM106 78V77H105ZM107 78H110V77H107ZM176 78H178L177 76H176ZM183 78H180V79H183ZM253 78H254V80H253ZM28 79H30V78H28ZM45 78H42V80H44ZM60 79H61V77L59 78V81H60ZM104 81H107V83H105V82H103V80ZM172 79H175V82H173L172 83ZM179 79V78H178ZM188 78H186L185 79V81L187 80ZM56 80H58V79H56ZM62 80V79H61ZM109 80V79H108ZM184 80V79H183ZM182 80V81H183ZM199 80V79H198ZM3 80L0 78V110H2L3 111V109H4V107H5V105H4V99L2 98L3 97V88L1 87V86H3L4 84H3V82H2ZM5 81V80H4ZM32 81H33V83L34 82H39V81H41V78H39L38 80H37V78H35V80H33L32 79ZM47 81H49V79L47 80ZM52 81V80H51ZM50 81V82H51ZM174 81V80H173ZM185 81H183V82H185ZM188 82L190 81V80H187ZM197 81V80H196ZM195 81V82H196ZM235 81H237V82H241L240 84H238V83H235ZM28 82V83H27ZM53 83H54V81H52ZM200 82V81H199ZM27 83V84H26ZM32 83V82H31ZM55 83H58V82H55ZM118 83V82H117ZM191 83V82H190ZM202 83V82H201ZM50 84H52V83H50ZM50 84H48V85H50ZM111 84V85H110ZM188 84V83H187ZM200 84V83H199ZM209 83L207 82V86H212V84L210 85H208ZM39 85V84H38ZM54 85H57V84H53V86ZM60 85V84H59ZM70 85V84H69ZM71 85H70V87H71ZM178 85V84H177ZM192 85V84H191ZM204 85H206V84H204ZM52 85H51V87H53ZM58 86V85H57ZM198 86V85H197ZM199 86H201V85H199ZM241 86V85H240ZM40 87V86H39ZM51 87H49V88H51ZM140 87H141V85H140ZM176 87H178V86H176ZM201 87H203V86H201ZM25 88V89H24ZM58 88V87H57ZM123 88V87H122ZM126 88H128V87H126ZM130 88V87H129ZM134 88V87H133ZM136 88V87H135ZM191 89H195L196 87H190ZM199 87H197L196 89H198ZM207 88V87H206ZM28 89V88H27ZM52 89H54V87L52 88ZM70 89V88H69ZM125 89V88H124ZM137 89H139V88H137ZM136 89V90H137ZM176 89H178V88H176ZM201 89V88H200ZM200 89H199V91H200ZM205 89V88H204ZM203 89V90H204ZM58 90H59V88H58ZM58 90H56V91H58ZM66 90V89H65ZM74 90V89H73ZM126 90V89H125ZM135 90V89H134ZM158 90H160V89H158ZM179 90V89H178ZM178 90H177V93H178ZM184 90V89H183ZM207 90H208V88H207ZM240 90V91H239ZM10 91H12V89L10 90ZM62 91V90H61ZM70 91V90H69ZM133 91V90H132ZM132 91L131 90H129V93H127L126 94V96L129 94V96L128 97H132L133 98V96H132ZM140 91V90H139ZM182 91V90H181ZM187 91H189V90H187ZM193 91V90H192ZM191 91V92H192ZM205 91V90H204ZM71 92V91H70ZM128 92V91H127ZM158 92V91H157ZM190 92V93H191ZM197 92V91H196ZM196 92H194V93H196ZM227 92V93H228ZM6 93H8V92H6ZM49 93V92H48ZM51 93H54V92H52L51 91ZM62 93V92H61ZM120 93H122V92H120ZM172 93H174L173 95H172ZM183 93H185V92H183ZM187 93H189V92H187ZM193 93V92H192ZM191 93V94H192ZM12 94V93H11ZM32 94V93H31ZM74 94V93H73ZM246 94V95H247ZM250 94V95H249ZM256 94H260V96L258 97V96H255ZM24 95V94H23ZM22 95V96H23ZM26 95V94H25ZM28 95H30V94H28ZM45 95H47V93H45ZM52 96L50 97V98H48V99H52V97H53V95H55V93L54 94H51ZM60 95V94H59ZM72 94H70V96H71ZM116 95V94H115ZM187 95V94H186ZM185 95V96H186ZM229 95V94H228ZM232 95V96H233ZM246 95H244V96H246ZM9 96H11V95H9ZM32 96V95H31ZM44 96V95H43ZM48 96H50V95H47V97ZM57 96V95H56ZM68 97V98H70L69 99V101H73V100H75V99H73V98H71V97ZM118 96V95H117ZM151 96V95H150ZM162 96V97H163ZM176 96H177V94H176ZM212 97H213V95H211ZM231 96V97H232ZM247 96V97H248ZM42 97V96H41ZM55 97V96H54ZM141 98H142V96H140ZM156 97V96H155ZM178 97V96H177ZM180 97V96H179ZM183 97V96H182ZM187 97H188V95H187ZM187 97H184V99L185 98H187ZM189 97H196V95L194 96V95H192V96H189ZM214 97L215 98H213L212 100H215L216 99V95H214ZM256 97H258V98H256ZM6 98H8V97H6ZM5 98V99H6ZM10 98V97H9ZM18 98H20L19 96H18ZM22 98H24V97H22ZM43 98V97H42ZM45 98V97H44ZM219 98V97H218ZM227 98V97H226ZM225 97L223 98V99H226ZM12 99H14V98H12ZM56 99H58V98H56ZM67 99V98H66ZM125 99V98H124ZM128 99H130V98H128ZM127 98H126V101L128 100ZM151 99H152V96H151ZM183 99V100H184ZM192 99V98H191ZM206 99V98H205ZM222 99V98H221ZM232 99H234V96H233V98ZM245 99V98H244ZM7 100V99H6ZM5 100V101H6ZM16 100H18V99H16ZM21 100H23V99H21ZM21 100H20V103H21ZM42 100V99H41ZM54 100V99H53ZM53 100H51V101H53ZM113 101H112V103L114 104V98L112 99ZM157 100V99H156ZM188 100H189V98H188ZM194 100V99H193ZM205 102H204V101ZM12 101H15V100H11L10 101V104L12 103ZM45 101V100H44ZM48 101V100H47ZM46 101V102H47ZM125 101V102H126ZM133 101V100H132ZM146 101V100H145ZM185 101V100H184ZM195 101V100H194ZM209 101H211V100H209ZM220 101H223V100H220ZM226 101H227V99H226ZM28 102V101H27ZM30 102V101H29ZM38 102V101H37ZM53 102H55V100L53 101ZM68 102V101H67ZM75 102V101H74ZM109 102V101H108ZM117 102V101H116ZM148 102V101H147ZM151 102V101H150ZM214 102H216V103H214ZM224 102V101H223ZM244 102V101H243ZM20 103H17L18 105H21ZM44 103V102H43ZM47 103H49V102H47ZM77 103V102H76ZM111 103V102H110ZM145 103V102H144ZM155 103V102H154ZM187 103V102H186ZM227 103V102H226ZM241 103V102H240ZM14 105H15V102L13 103ZM13 104H12V106H13ZM16 104V105H17ZM32 104H33V102L31 101V106H32ZM34 104H35V102H34ZM40 104V103H39ZM42 104V103H41ZM51 104V103H50ZM53 104V103H52ZM68 104V103H67ZM89 104V105H90ZM124 104V103H123ZM132 104V103H131ZM143 104V103H142ZM187 104H189V103H187ZM186 104V105H187ZM249 104H250V106H252V107H249ZM35 105H38V104H35ZM48 105V104H47ZM58 105V104H57ZM69 105H71V103L69 104ZM73 105V104H72ZM107 105V104H106ZM104 106L103 108L101 107V105H99L98 107H96V112L94 111V113H96V117L98 116V114H100V116H101V112L100 113H97L98 111H108V110H110L109 108H107V106ZM138 105V104H137ZM150 105V104H149ZM31 106H29V104H28V106H27V108L28 107H31ZM44 106V105H43ZM68 106V105H67ZM86 107H87V105H85ZM85 106H83L82 107V111H85ZM202 107V110H203V108H205V107ZM243 106V107H244ZM45 107V106H44ZM50 107H52V106H50ZM89 107V106H88ZM99 107H101V109H105V110H100V108ZM137 107V106H136ZM186 107H188V105L186 106ZM194 107V106H193ZM192 107V108H193ZM9 108H11V107H9ZM23 108H25V107H23ZM40 108H42V107H40ZM47 108H49V107H47ZM53 108V107H52ZM69 108H74V107H72V106H69ZM191 107L189 108L188 107V110L190 109V111H191V109H192ZM197 108H198V106H197ZM30 109H32V108H30ZM43 109H45V108H43ZM91 109V108H90ZM126 109L128 110V108L126 107ZM148 109H151V108H148ZM195 109V108H194ZM54 110V109H53ZM71 110V109H70ZM157 110V111H158ZM185 110H187V109H185ZM184 110V111H185ZM187 110V111H188ZM27 110H25V112H26ZM38 111V110H37ZM48 111H50L49 109H48ZM47 110L46 111H44V112H48ZM51 111H52V109H51ZM73 111V110H72ZM81 111V110H80ZM81 111V112H82ZM87 111V110H86ZM113 111V110H112ZM190 111H188V112H190ZM195 111H197L198 112V110H195ZM43 112V113H44ZM74 112H75V110H74ZM130 112V111H129ZM132 112V111H131ZM200 112V111H199ZM201 112H205V111H201ZM214 113L215 115H213L212 117H211V115H210V113ZM6 113L7 112H5V114H3V117H0V128H1V130H0V136H1V134L3 135L4 133H6L7 132V128L11 125V127L12 128H14V132H12L13 134H11V135H13L14 137H16L17 135H19V137H20V134H18V133H20V131H24L25 129H24V127H25V125H27V124H25V123H22V120L23 119H21V118H23V116H22V110L20 111V109L18 110V106H16V107H14L13 106V108L11 109V112H10V114H7L6 115ZM9 113V112H8ZM23 113H24V111H23ZM28 113H29V111H28ZM43 113H42V115H43ZM50 113V112H49ZM72 113V112H71ZM112 113V112H111ZM127 113V112H126ZM195 113V112H194ZM0 114H1V111H0ZM45 114H47V113H45ZM44 114V115H45ZM73 114V113H72ZM114 114H116V110H115V112H114ZM133 114H135V113H133ZM5 115V116H4ZM79 115V114H78ZM83 115V114H82ZM95 115V114H94ZM132 115V114H131ZM130 115V116H131ZM210 115V118L208 117ZM19 116H22L21 118H19L18 119V117ZM127 116H129V114L127 115ZM129 116V117H130ZM133 116V115H132ZM202 116H204V115H202ZM201 115H199V113L198 114H195V115H192L191 117H188L187 118V120L186 121H183L182 122V125H183V123H185L184 125H183V127H179V128H177V126L175 127V126H173L172 127V125L174 124V122H173V124L170 126V127H172L171 128V131H169L167 134H165V135H167L168 136V138L166 139V142L165 143H167V145L169 146V148H170V151L171 152H173L172 154L173 155H176L177 156V151H183L184 150V153H186L188 156H185V157H187V158H191L190 160L189 159H187V158H184L183 157V159H182V161L180 160V163H179V165H177V166H182V165H186V167H181V168H184V169H182L181 170V168H180V170L181 171H187L188 173L187 174H185V177L184 178H186L189 182H188V184L189 183H191L190 185H192V183H194V184H196L195 182H196V178H195V176H196V173L198 172L199 173V171H196V168H198V166L200 165L199 163H197L198 162V160H196L195 158H197L196 156H195V154L197 153H195L194 152V148H193V145H197V143H194L201 135H202V129H201V127H200V125L201 124H203V125H205L204 123H202V117ZM37 118L39 117V116H36ZM67 117V116H66ZM70 117V116H69ZM71 117H73V118H76L77 117V115L76 114H73V116H71ZM95 117V116H94ZM93 118V119H95V120H93L96 124L95 125H97V123L98 122H100V119H101V117L98 119V118ZM106 117V116H105ZM139 117V116H138ZM220 117V116H219ZM134 118V117H133ZM143 119H144V117H142ZM141 117H140V119H142ZM216 119L215 120H217V117H215ZM40 119H43V118H41L40 117ZM72 119V118H71ZM99 120L98 122L96 121V120ZM103 119V118H102ZM137 119V120H136ZM135 120L138 122V119L139 118H136ZM143 119H142V122H143ZM179 119H178V121H176L175 123H177L178 125L180 124L181 125V123H178L179 122ZM29 120H30V117H29ZM35 120L36 119H34L33 121L35 122ZM49 120H51V119H49ZM48 120V122H50ZM78 120V118L77 119H75V122ZM80 121H81V119H79ZM134 120V121H135ZM205 120V119H204ZM212 120V119H211ZM214 120V119H213ZM224 120V121H225ZM26 121V120H25ZM53 121V120H52ZM55 121V120H54ZM109 121H111V117H110V120ZM114 121H116L115 119H114ZM132 121V120H131ZM141 121V120H140ZM33 122V123H34ZM40 122V121H39ZM38 122V123H39ZM43 122V121H42ZM70 122V121H69ZM73 122H74V120H73ZM105 122V121H104ZM118 122V124H120V122L117 120L116 121V123ZM137 122L135 123V124H137ZM250 122H252V124H249ZM52 123V122H51ZM78 123V122H77ZM84 122L82 121L81 122V124H83ZM101 123V122H100ZM111 123V122H110ZM115 123V124H116ZM139 123H141V122H138V124ZM147 123L148 122H146V124H142V126H144V125H147ZM187 123V124H186ZM218 123V122H217ZM30 124H32V122H30ZM47 124V123H46ZM49 124V123H48ZM57 125H58V123H56ZM75 124V123H74ZM118 124H116V125H111V126H113V127H115V126H118ZM135 124H131L130 123V125H135ZM141 124H139V125H141ZM226 124V123H225ZM34 125H35V123H34ZM41 125V124H40ZM45 125V124H44ZM53 125V124H52ZM56 125V126H57ZM100 125V124H99ZM122 125V124H121ZM126 125V124H125ZM124 125V126H125ZM156 125H150V128L148 129V128H146V129H142V132L143 131H148V133L150 134V132L152 131V127L153 128H155V126ZM175 125V124H174ZM181 125V126H182ZM217 124H215V126H216ZM219 125V124H218ZM223 125V124H222ZM227 125H229V124H227ZM55 126V125H54ZM55 126V127H56ZM120 126V125H119ZM136 126V125H135ZM134 126V127H135ZM209 126H211L212 127V125L210 124ZM223 126H225V125H223ZM43 127V124H42V126H41V128ZM46 127V126H45ZM44 127V128H45ZM58 127V126H57ZM74 127H75V125H74ZM99 126H96L95 128H97V129H101V127H99ZM139 126L137 125V127H135V128H138ZM141 127V126H140ZM148 127V126H147ZM185 127V128H184ZM214 127V126H213ZM226 128H230L229 126L227 127V126H225ZM225 127H221V129L223 128H225ZM233 127H231L230 129L232 130V128ZM10 128V127H9ZM40 128V127H39ZM38 128V129H39ZM44 128H42V130L44 129ZM47 128V127H46ZM121 128H123V127H121ZM127 129L128 128H130V127H126ZM206 128V127H205ZM210 128V127H209ZM208 128V129H209ZM216 128H218V126L216 127ZM233 128V129H234ZM48 129V128H47ZM104 129V128H103ZM115 129H117V131L119 132V129L118 128H115ZM123 129H125V128H123ZM131 129L133 130V127H131ZM130 129V130H131ZM197 129H199L200 131H198ZM220 129V130H221ZM41 130V129H40ZM44 130H46V129H44ZM53 130V129H52ZM57 130V129H56ZM129 130V129H128ZM156 130H157V128H156ZM160 130H161V128H160ZM159 130V131H160ZM169 130V129H168ZM214 130V128L212 129V131ZM219 130V131H220ZM6 131V132H5ZM9 131V130H8ZM10 131H13V130H10ZM49 131V130H48ZM47 131V132H48ZM105 131V130H104ZM120 131H121V129H120ZM209 130H207V132H208ZM211 131V130H210ZM218 131V130H217ZM230 131V130H229ZM2 132H4V133H2ZM42 132H44V131H42ZM49 132H51V131H49ZM72 132V131H71ZM117 132V133H118ZM123 133H126L125 132V130L124 131H122ZM131 132V131H130ZM136 132H139V129L137 130L136 129ZM154 132V131H153ZM165 132V131H164ZM199 132V133H198ZM206 132V133H207ZM221 133H222V130L220 131ZM219 132V133H220ZM226 132H228V129H227V131ZM54 133H55V131L53 132V135H54ZM70 133V132H69ZM116 133V132H115ZM117 133L115 134V135H117ZM147 133V136L149 135ZM155 134H161L160 132L159 133H156V131L154 132ZM154 133H153V135H154ZM25 134V133H24ZM23 134V135H24ZM45 134V133H44ZM75 135L73 136V139H72V141L73 142H77V140H76V138H77V135H76V133H74ZM79 134V133H78ZM119 135L121 134L120 132L118 133ZM129 134V133H128ZM233 134V133H232ZM235 134V133H234ZM21 135H22V133H21ZM28 135V134H27ZM30 135H32V134H30ZM114 135V137L115 138H117V136H119V135H117V136H115ZM138 135V137H140L141 138V136L143 137L144 135H142V133H136V135H134V136H137ZM139 135H141V136H139ZM152 135V136H153ZM164 135V136H165ZM216 135V134H215ZM225 134L223 133V135H217V136H220V137H218V139L219 138H221L222 136H224ZM231 135V134H230ZM44 136V135H43ZM43 136L41 137L42 138V140L44 139L43 138ZM55 136V135H54ZM79 136V138H82V137H80L81 135L79 134L78 135ZM84 136V135H83ZM133 136V137H134ZM166 136V137H167ZM202 136H207V134H203ZM216 136V137H217ZM8 137V136H7ZM13 137V138H14ZM18 137V136H17ZM16 137V138H17ZM22 137V136H21ZM28 137V136H27ZM26 137V138H27ZM39 137V136H38ZM38 137L36 138L37 140H38ZM59 137V136H58ZM60 137H61V135H60ZM120 137H121V135H120ZM122 137H123V134H122ZM125 137V136H124ZM131 137V136H130ZM129 137V138H130ZM132 137V140L130 139V144H131V141H135L134 140V138ZM144 137H146V135L144 136ZM150 137H151V135H150ZM148 138V139H146V141L147 140H150L151 138ZM154 137V136H153ZM152 137V138H153ZM156 137V136H155ZM154 137V138H155ZM1 138V137H0ZM10 138V137H9ZM15 138V139H16ZM25 138V139H26ZM40 138V137H39ZM53 138V137H52ZM68 138V137H67ZM78 138V139H79ZM157 138V137H156ZM205 138H207V137H205ZM204 138V139H205ZM210 138V137H209ZM13 139L14 141L13 142H15V144H16V142H18L19 140L18 139ZM25 139H23V140H25ZM28 139H29V137H28ZM65 139H66V137H65ZM64 139V141H67L68 139H66L65 140ZM123 139V138H122ZM127 139V138H126ZM136 139H138V138H136ZM145 139V138H144ZM163 139H164V137H163ZM200 139V138H199ZM203 139V138H202ZM242 139V140H243ZM3 140V139H2ZM33 140V139H32ZM32 140H30L31 141V143H33V141ZM34 140H35V138H34ZM40 140V139H39ZM47 140V139H46ZM76 140V141H75ZM80 140V139H79ZM82 140V139H81ZM84 140V139H83ZM117 140V139H116ZM139 140H141V139H139ZM138 140V141H139ZM165 140V139H164ZM163 140V141H164ZM208 139H206V141H207ZM210 140V139H209ZM11 141V140H10ZM41 141V140H40ZM53 141V140H52ZM55 141V140H54ZM71 141V140H70ZM85 141V140H84ZM118 141H121L119 138H118ZM143 141V140H142ZM145 141V140H144ZM155 141L156 142H158L156 139H155ZM201 141V140H200ZM204 141V140H203ZM203 142L204 143V145L202 146L201 144H203V143H201V142H199L200 143V145H199V147L200 146H202V148H200V150H202V152L200 151L199 153H207L205 150H207L208 149V147H209V144H208V142ZM216 141H217V139H216ZM9 142V141H8ZM12 142V141H11ZM12 142V143H13ZM56 142V141H55ZM79 142V141H78ZM82 142V141H81ZM123 142V141H122ZM125 142V141H124ZM140 142V141H139ZM139 142H137L138 144H136V141H135V144L136 145H139ZM153 143L154 141H151L150 140V143ZM198 142V141H197ZM235 142V141H234ZM45 143V142H44ZM67 144L68 142H64V144ZM129 143V142H128ZM143 143V142H142ZM149 143V142H148ZM147 143V144H148ZM151 143V144H152ZM155 143V142H154ZM164 143V144H165ZM198 143V144H199ZM231 143H232V145H231ZM47 144V143H46ZM45 144V145H46ZM117 144H119L117 147L118 148H121V147H119V146H122V145H120V143H117ZM123 144V143H122ZM127 144V143H126ZM126 144H124V146L126 145ZM130 144H129V146H127L126 147V149H130V148H128V147H130ZM134 144V143H133ZM134 144V145H135ZM140 144H141V142H140ZM157 144V143H156ZM162 144V143H161ZM163 144V145H164ZM0 145H1V143H0ZM2 145H5V144H2ZM17 145H19V144H17ZM17 145H15V146H13V147H16ZM25 145H26V143H25ZM39 144H37L36 145V147L38 146ZM49 145H51V144H49ZM75 145V144H74ZM142 145V144H141ZM141 145L139 146V147H141ZM154 145V144H153ZM152 145V146H153ZM179 145L180 146H182V148L183 149H179V150H177L178 149V147H179ZM9 146V145H8ZM55 146V145H54ZM64 146V145H63ZM62 146V147H63ZM146 146V145H145ZM155 146V145H154ZM157 146V150H159V152H160V150H161V152L160 153H162V152H164L160 147L158 148V145H156ZM155 146V147H156ZM198 146V145H197ZM196 146V147H197ZM2 148H3V146H1ZM11 147V146H10ZM20 147V146H19ZM23 147L24 146H22V149H23ZM33 147V146H32ZM44 149H45V147L44 146H42ZM49 147V146H48ZM48 147L46 148L47 150H48ZM56 147V146H55ZM61 147V146H60ZM74 147V146H73ZM81 147H82V145H81ZM136 147V146H135ZM139 147H137L136 149L138 150L139 149ZM148 147H150V146H148ZM196 147H195V150L196 151H198L197 149H196ZM236 147H237V145H236ZM27 148V147H26ZM29 148H30V146H29ZM41 148V147H40ZM74 148H80V147H78L77 146V144H76V147H74ZM122 148H123V146H122ZM145 148V147H144ZM151 148V147H150ZM180 148V147H179ZM7 149L8 150H10V148H7V146H6V151H7ZM20 149V148H19ZM28 149V148H27ZM36 149V148H35ZM45 149V150H46ZM59 149V148H58ZM154 149V148H153ZM164 149V148H163ZM166 149V148H165ZM168 149V148H167ZM199 149V148H198ZM215 148H213V151L214 152H216V153H218L217 152V150L215 151L214 150ZM4 150H5V148H4ZM32 150H33V148H32ZM31 150V151H32ZM53 150V149H52ZM63 150V149H62ZM124 152H125V150L124 149H122ZM143 150V149H142ZM151 150V149H150ZM155 150H156V148H155ZM208 150H210V149H208ZM212 150V149H211ZM211 150H210V152H211ZM5 151V152H6ZM26 151V150H25ZM30 151V150H29ZM39 151V150H38ZM54 151V150H53ZM134 151V150H133ZM132 151V152H133ZM140 151V150H139ZM145 151V150H144ZM4 152V151H3ZM2 152V153H3ZM15 152V151H14ZM48 152V151H47ZM54 152H56V153H58L59 151H54ZM67 152V151H66ZM76 152V151H75ZM135 152V151H134ZM148 152V151H147ZM167 152V151H166ZM177 152V153H176ZM26 153V152H25ZM24 153V154H25ZM28 153V152H27ZM34 153H36V152H34ZM39 153L41 154V151H39ZM60 153V152H59ZM58 153V154H59ZM137 153V152H136ZM139 153V152H138ZM150 153H152V151L150 152ZM155 153H157V152H155ZM175 153V154H174ZM182 153V152H181ZM263 153H262V155H263ZM5 154V153H4ZM12 154H13V152H12ZM19 154H22V153H17V156L19 155ZM29 154V153H28ZM36 154H38V152L36 153ZM39 154V155H40ZM44 154V153H43ZM50 154V153H49ZM63 154H66V153H63ZM125 154V153H124ZM126 154H127V152H126ZM131 154V153H130ZM165 154V153H164ZM172 154H170V152H169V155L170 156H172ZM1 155V154H0ZM23 155V154H22ZM38 155V156H39ZM45 155H48V154H46V152H45ZM56 155V154H55ZM132 155V154H131ZM140 155V154H139ZM138 155V156H139ZM143 155V154H142ZM168 155V154H167ZM168 155V156H169ZM179 155H180V152H179ZM197 155V154H196ZM12 156V155H11ZM15 156V155H14ZM20 157H21V155H19ZM35 156H37V155H35ZM41 156V155H40ZM65 156V155H64ZM160 156V155H159ZM158 156V157H159ZM175 156V157H176ZM202 156V155H201ZM204 156H206V155H204ZM261 156V155H260ZM259 156V157H260ZM3 157V156H2ZM1 157V158H2ZM5 157V156H4ZM20 157H18V158H20ZM23 157H25V156H23ZM31 157V156H30ZM51 157V156H50ZM56 157V156H55ZM58 157V156H57ZM60 157V156H59ZM72 157V156H71ZM144 157H145V155H144ZM162 157V156H161ZM174 157V156H173ZM172 157V158H173ZM181 157V156H180ZM203 157V156H202ZM246 157V156H245ZM16 158V157H15ZM15 158H13V159H15ZM36 158H40V157H36ZM35 157H34V159H36ZM42 158V157H41ZM47 158H48V156H47ZM138 158V157H137ZM162 158H165V156L163 155V157ZM167 158H169V157H167ZM172 158H170L171 160H172ZM201 158V157H200ZM247 158H249V157H247ZM246 158V159H247ZM256 157L254 156V158L253 159H255ZM261 158V157H260ZM264 157H262L261 159H263ZM21 159H23V158H21ZM24 159H26V158H24ZM45 159V158H44ZM83 159V158H82ZM144 159V158H143ZM185 159H187L188 161H189V163L187 164V162L188 161H186ZM250 159L252 160V158L250 157ZM43 160V159H42ZM50 160V159H49ZM52 161H53V159H51ZM50 160V161H51ZM55 160V159H54ZM85 160V159H84ZM87 160V159H86ZM132 161L134 160V158H132L131 159ZM148 160V159H147ZM151 160H153V159H151ZM150 160V161H151ZM155 160V159H154ZM158 160V159H157ZM156 160V161H157ZM164 160V159H163ZM175 160V159H174ZM205 160V159H204ZM203 160V161H204ZM209 160V159H208ZM223 160V159H222ZM221 160V161H222ZM256 160V162H258V160H257V158L255 159ZM264 160V159H263ZM262 160V161H263ZM14 161V160H13ZM17 161H19V159H17ZM24 161V160H23ZM33 161V160H32ZM39 161H41V159H39ZM38 161V162H39ZM136 161V160H135ZM134 161V162H135ZM233 161V160H232ZM253 161V160H252ZM259 161H261L260 159H259ZM261 161V163L262 164H259V166H258V171L260 170V166H261V171L264 169L263 167V165H264V161L262 162ZM43 162H44V160H43ZM47 162V161H46ZM67 162V161H66ZM140 162V161H139ZM138 162V164H140ZM144 162V161H143ZM146 162V161H145ZM167 162V161H166ZM170 161H168V163L167 164H170L169 163ZM223 162V161H222ZM226 162V161H225ZM245 162V161H244ZM15 162H13V164H14ZM35 163V162H34ZM37 163V162H36ZM59 163V162H58ZM62 163V162H61ZM156 163V162H155ZM207 163V162H206ZM233 163V162H232ZM234 163H235V161H234ZM253 163V162H252ZM251 162L249 163V164H252ZM16 164V163H15ZM15 164L14 165H12L13 167L12 168H14L15 167ZM48 164H49V162H48ZM54 164V163H53ZM145 164V163H144ZM156 164H159L158 162L156 163ZM163 164V163H162ZM172 164H174V163H172ZM171 164V165H172ZM178 164V163H177ZM220 164H223V163H220ZM241 164V163H240ZM249 164H248V166H249ZM50 165V164H49ZM49 165L47 166V163H46V166L47 167H49ZM55 165V164H54ZM61 165H63V164H60V167H61ZM160 165V164H159ZM210 165H211V163H210ZM244 165V164H243ZM246 165V164H245ZM9 166H11V165H9ZM21 166V165H20ZM27 166H29V165H27ZM67 166H68V164H67ZM151 166H154V168L155 167H157L158 169L159 168H161V167H158L157 165H151ZM150 166V167H151ZM163 166L165 167V165L163 164ZM168 166V165H167ZM202 166V165H201ZM204 167H205V163H204V165H203ZM212 166H214V165H212ZM238 166H237V168H238ZM251 166V165H250ZM8 167V166H7ZM50 167H52V166H50ZM54 167V166H53ZM52 167V168H53ZM55 167H56V165H55ZM54 167V168H55ZM163 167V168H164ZM169 167H171V166H169ZM218 167H220V166H218ZM247 167V166H246ZM251 167H253V165L251 166ZM9 168V167H8ZM40 168V167H39ZM43 168H44V166H43ZM62 168H64L63 166H62ZM73 168V167H72ZM153 168V167H152ZM168 168V167H167ZM177 168V167H176ZM175 168V169H176ZM215 168V167H214ZM213 168V169H214ZM221 168V167H220ZM237 168H235V169H237ZM20 169V168H19ZM57 170L58 169H60V172H61V168H56ZM65 169V168H64ZM143 169H144V167H143ZM171 169V168H170ZM201 170L203 169V168H200ZM205 169V168H204ZM213 169H211V170H213ZM257 167H255V171L257 172ZM6 170H7V168H6ZM10 170H11V168H10ZM21 170V169H20ZM35 170V169H34ZM37 170V169H36ZM35 170V171H36ZM56 170V171H57ZM156 171H159V170H157V169H155ZM218 170V169H217ZM217 170H214V171H217ZM31 171V170H30ZM50 171V170H49ZM52 171H54V170H52ZM52 171H51V174H52ZM59 171V170H58ZM141 171V170H140ZM147 171V170H146ZM151 171H153V170H151ZM155 171V172H156ZM166 171H168V170H166ZM173 171V170H172ZM175 171V170H174ZM183 171V173H185ZM4 172H5V167H4ZM13 172H15L14 174H16L17 172L16 171H13ZM27 171H25V173H26ZM39 172V171H38ZM67 172V171H66ZM161 172V171H160ZM204 172V171H203ZM218 172V171H217ZM251 172H252V169H251ZM255 172V173H256ZM263 173V175H264V171H262ZM6 173H7V171H6ZM11 173V172H10ZM24 173V172H23ZM34 173V172H33ZM46 173V172H45ZM54 173V172H53ZM57 173V172H56ZM69 173V172H68ZM67 173V176L70 174V176H71V178H72V176H73V174H74V172H73V170L68 174ZM73 173V174H72ZM137 173V172H136ZM139 173V172H138ZM145 173V172H144ZM162 173V172H161ZM167 174L169 173V172H166ZM172 173H174V172H172ZM175 173H176V171H175ZM177 173H179V172H177ZM223 173V172H222ZM257 173H259V172H257ZM11 174H13V173H11ZM21 174V173H20ZM27 174V173H26ZM26 174H24V175H26ZM31 174V173H30ZM39 175H43L44 173H38ZM37 174V175H38ZM50 174V176H53L54 174H52L51 175ZM58 174V173H57ZM57 174H55V175H57ZM72 174V175H71ZM163 174V173H162ZM165 174V173H164ZM167 174H165V175H167ZM180 174V173H179ZM200 174H201V172H200ZM249 174V173H248ZM261 174V175H262ZM10 175V174H9ZM134 175V174H133ZM137 175V174H136ZM170 174H168L167 176H169ZM174 175H176V174H174ZM174 175H172L171 174V178H172V176L174 177ZM210 175V174H209ZM212 175V174H211ZM214 175H218V174H215L214 173ZM255 175H257V174H254V176ZM15 176V175H14ZM44 176V175H43ZM49 176V174H47V177H50ZM76 176V175H75ZM74 176V177H75ZM81 176V175H80ZM79 176V177H80ZM177 176V175H176ZM176 176L174 177V178H176ZM208 176V175H207ZM218 176H220V175H218ZM218 176L216 177V176H211V177H209L208 176V178H207V183H209V184H211V185H214L215 183H216V180H218ZM253 176V175H252ZM4 177V176H3ZM3 177H0V178H3ZM26 177H28V174L26 175ZM38 176H36L35 178H37ZM133 177H136V176H133ZM144 177V176H143ZM149 177V176H148ZM152 177H154V176H152ZM158 177V176H157ZM178 177V176H177ZM204 177V176H203ZM202 177V178H203ZM221 177H223L222 176V174H221ZM46 178V177H45ZM68 178V177H67ZM156 178V177H155ZM170 178V179H171ZM4 179V178H3ZM10 179V178H9ZM8 179V180H9ZM24 179H26V178H24ZM39 179V178H38ZM48 179V178H47ZM136 179H139L138 178V176L136 177ZM149 179L150 178H148L147 179V181H149ZM152 179V178H151ZM170 179H167V182H169L170 183ZM181 179H183V178H181ZM205 179V178H204ZM246 179H247V176H246ZM262 179H263V177H262ZM34 180L35 179H32L31 181H32V183H30L28 180V184L29 185H31V184H33V182H34ZM45 180V179H44ZM51 181L53 180V177H51V179H50ZM68 180H70V179H68ZM157 180V179H156ZM186 180V181H187ZM244 180V179H243ZM248 180V179H247ZM247 180H245L246 182H247ZM259 180V179H258ZM264 180V179H263ZM10 181V180H9ZM25 181V180H24ZM47 181H49V180H47ZM80 181V180H79ZM145 181V180H144ZM151 181V180H150ZM160 181H161V178H160ZM172 181V180H171ZM250 181H252V180H250ZM6 182H7V180H6ZM22 182V181H21ZM50 182V181H49ZM173 182V181H172ZM200 182V181H199ZM205 182V181H204ZM218 182V181H217ZM263 181H260V185H261V183H262ZM10 183H12V182H10ZM36 183H39V182H36ZM42 183V180H41V182H40V184ZM45 183V182H44ZM51 183V182H50ZM49 183V184H50ZM145 183H146V181H145ZM225 183H227V182H225ZM248 183V182H247ZM247 183H245V184H247ZM1 184H3V183H1ZM5 184V183H4ZM9 184V183H8ZM7 184V185H8ZM16 184V183H15ZM22 184V183H21ZM23 184H26V183H23ZM140 184V183H139ZM175 184V183H174ZM185 184V183H184ZM199 184V183H198ZM203 184V183H202ZM219 185H220V183H218ZM252 184H254V182L252 183ZM251 183H250V185H252ZM263 184V183H262ZM12 185V184H11ZM41 185H43V184H41ZM50 185H53L52 183L50 184ZM186 185V184H185ZM197 185V184H196ZM219 185H218V187H219ZM222 185V184H221ZM264 185V184H263ZM5 186V185H4ZM19 186V185H18ZM23 186H25V185H23ZM37 186V185H36ZM46 186H47V183H46ZM49 186V185H48ZM47 186V187H48ZM53 186H55V185H53ZM52 186V187H53ZM57 186V185H56ZM148 186V185H147ZM146 186V187H147ZM164 186V185H163ZM162 186V187H163ZM204 186L206 187V185H204L203 184V187L202 188H204ZM217 186V183L215 184V188H218V187H216ZM247 186V185H246ZM249 186V185H248ZM247 186V187H248ZM11 187V186H10ZM31 187H35L34 185H31L30 186V188H28V189H31L30 191H32V188ZM50 187V186H49ZM58 187V186H57ZM95 187V186H94ZM158 187H159V185H158ZM189 187V186H188ZM198 187V186H197ZM200 187V186H199ZM210 187V186H209ZM246 187V188H247ZM4 188V187H3ZM6 188V187H5ZM9 188V187H8ZM8 188H6V189H8ZM17 188V187H16ZM51 188V187H50ZM136 188V187H135ZM168 188V187H167ZM187 188V187H186ZM201 188V189H202ZM224 188H226V187H224ZM259 188V190L258 191H256L257 193H259V191H260V189H261V186L260 187H257V189ZM264 188V187H263ZM2 189V188H1ZM6 189H5V192H6ZM20 189H22V187L20 188V186H19V189L18 190H20ZM46 189V188H45ZM57 189V188H56ZM73 189V188H72ZM87 189H90V188H87ZM147 189V188H146ZM183 189V188H182ZM192 189V188H191ZM208 189H210V188H208ZM207 189V187H206V190H208ZM221 190L223 189L222 187L220 188ZM244 189H245V187H244ZM247 189H249V188H247ZM254 189V188H253ZM2 190H4V189H2ZM12 190V189H11ZM17 190V189H16ZM51 190V189H50ZM150 190V189H149ZM198 190V189H197ZM221 190H219V191H221ZM264 190V189H263ZM29 191V190H28ZM27 191V192H28ZM36 191V190H35ZM136 191V190H135ZM155 191V190H154ZM169 191V190H168ZM174 191V190H173ZM189 191H191L192 192V190H188V192ZM224 191V190H223ZM227 191V190H226ZM248 191V190H247ZM251 191V190H250ZM249 191V192H250ZM4 192V191H3ZM10 192V191H9ZM148 192V191H147ZM156 192V191H155ZM154 192V193H155ZM186 192V191H185ZM185 192H183L182 191V193L181 194H183V193H185ZM212 192H215V191H212ZM262 192V193H261ZM261 194L259 195V194H257V195H259L260 197L263 195V192L264 191H262V189H261ZM20 193H22V192H20ZM193 193V192H192ZM198 193V192H197ZM200 193V192H199ZM217 193V192H216ZM215 193V194H216ZM222 193V192H221ZM244 193V192H243ZM245 193H247L246 192V190H245ZM251 193H252V191H251ZM251 193H250V196H251ZM6 194H7V192H6ZM16 194V195H15ZM18 194H19V192L18 193H14V195L13 196H16L15 198H17L18 197ZM186 194H187V192H186ZM227 194V193H226ZM248 194V193H247ZM253 194V193H252ZM21 195V194H20ZM159 195V194H158ZM195 195V194H194ZM212 195V194H211ZM3 196V195H2ZM53 196V195H52ZM185 196V195H184ZM188 196V195H187ZM215 196V195H214ZM250 196H248L249 198H250ZM254 196V195H253ZM258 196V197H259ZM264 196V195H263ZM262 196V197H263ZM161 197V196H160ZM180 197H181V195H180ZM193 197V196H192ZM222 197V196H221ZM260 197H259V199H260ZM184 198V197H183ZM187 198H189V197H187ZM191 198V197H190ZM211 198V197H210ZM246 198V197H245ZM257 198V197H256ZM264 198V197H263ZM14 199V198H13ZM248 199V198H247ZM15 200V199H14ZM65 200H67V198L65 199ZM186 200V199H185ZM191 200V199H190ZM225 200V199H224ZM255 200V199H254ZM50 201H53V199L52 200H50ZM184 201V200H183ZM227 201V200H226ZM246 201V200H245ZM206 202V201H205ZM212 202V201H211ZM229 202V201H228ZM255 202H256V200H255ZM257 202H258V200H257ZM2 203V202H1ZM36 203V202H35ZM34 203V204H35ZM48 203H49V201H48ZM53 203H54V201H53ZM212 203H214V202H212ZM227 203V202H226ZM259 203H261V202H259ZM33 204V205H34ZM204 204V203H203ZM207 204V203H206ZM205 204V205H206ZM228 204V203H227ZM226 204V205H227ZM244 204V203H243ZM46 205H48V204H46ZM247 205H248V203H247ZM246 205V203H245V206H247ZM250 205V204H249ZM35 206V205H34ZM222 206V205H221ZM229 206V205H228ZM251 206V208H252V206H253V204L252 205H250ZM249 206V207H250ZM45 207V206H44ZM206 207H208L209 208V205L208 206H206ZM227 207V206H226ZM225 207V208H226ZM256 207V206H255ZM229 208V207H228ZM242 208H244V206L242 207ZM34 209H36V208H34ZM33 209V210H34ZM223 209H224V206H223ZM241 209V208H240ZM253 209H254V207H253ZM56 210V209H55ZM245 210L246 211H248V208H245ZM255 210V209H254ZM253 210V211H254ZM28 211V210H27ZM47 211V210H46ZM57 211H59V210H57ZM57 211L55 212V213H57ZM186 211H188V210H186ZM223 211V210H222ZM227 210H225L224 212H226ZM245 211V212H246ZM36 212V211H35ZM39 212V211H38ZM49 212V211H48ZM108 212V211H107ZM230 212V211H229ZM244 212V211H243ZM251 212V211H250ZM42 212H40V214H41ZM59 213V212H58ZM58 213H57V215H58ZM105 213V212H104ZM190 213V212H189ZM189 213H187V215H185V216H188L189 217ZM242 213V212H241ZM240 213V214H241ZM46 214V213H45ZM53 214V213H52ZM191 214V213H190ZM222 214V213H221ZM228 214V213H227ZM56 215V216H57ZM191 215H193V214H191ZM210 215V214H209ZM223 216L225 215V214H222ZM229 215V214H228ZM257 215V214H256ZM43 216V215H42ZM54 216V215H53ZM107 216H110L111 217V215L109 214V215H107ZM180 216V215H179ZM194 216V215H193ZM195 216H196V214H195ZM236 216H238L237 214H236ZM240 216V215H239ZM238 216V217H239ZM246 216V215H245ZM40 217H41V215H40ZM47 217H50V216H47ZM173 217V216H172ZM188 217H187V219L186 220H188ZM211 217V216H210ZM225 217V216H224ZM223 217V218H224ZM237 217V218H238ZM253 217V216H252ZM11 218V217H10ZM105 218V217H104ZM233 218V217H232ZM235 218V217H234ZM239 218H241V217H239ZM243 218H245L246 220H247V218H249V217H244L243 216ZM106 219V218H105ZM112 219V218H111ZM167 219V218H166ZM189 219H190V217H189ZM192 219V218H191ZM190 219V220H191ZM229 219V218H228ZM244 219V220H245ZM71 220V219H70ZM184 220H185V218H184ZM222 220V219H221ZM225 220H226V218H224V222H225ZM243 220V221H244ZM192 221H193V219H192ZM228 221V220H227ZM54 222V221H53ZM181 222V221H180ZM183 222V221H182ZM185 222V221H184ZM209 222V221H208ZM207 222V223H208ZM221 222V221H220ZM247 222H249L248 220H247ZM13 223V222H12ZM188 223V222H187ZM190 223H191V221H190ZM194 223H195V221H194ZM194 223H191V224H193L194 225ZM242 223V222H241ZM245 223V225H247V223L246 222H243L242 224H244ZM249 223H251V222H249ZM11 224V223H10ZM48 224V223H47ZM50 224V223H49ZM54 224V223H53ZM191 224H187V225H191ZM196 224V223H195ZM222 225L224 224L223 222L221 223ZM226 224V223H225ZM225 224L223 225V227L225 226ZM241 224V225H242ZM16 225V224H15ZM43 225V224H42ZM52 225V224H51ZM56 224H54V226H55ZM177 225V224H176ZM182 225H184V224H182ZM192 225V226H193ZM240 225V224H239ZM62 226V225H61ZM185 226V225H184ZM192 226H191V228H192ZM16 227V226H15ZM43 227V226H42ZM45 227V226H44ZM56 227V226H55ZM63 227V226H62ZM80 227V226H79ZM167 227H169V225L167 226ZM178 227V226H177ZM195 226H193V228H194ZM215 227V226H214ZM213 227V228H214ZM217 227V226H216ZM218 227H219V225H218ZM37 228V227H36ZM188 228V227H187ZM190 228V227H189ZM198 228V227H197ZM197 228H196V232H197ZM48 229H50V228H48ZM74 229V228H73ZM168 229V228H167ZM167 229H164V230H167ZM220 229V228H219ZM235 229V228H234ZM13 230V229H12ZM15 230V229H14ZM42 230H47L46 228H44V229H42ZM171 230V229H170ZM169 230V231H170ZM175 230V229H174ZM184 230V229H183ZM221 230V229H220ZM233 230V229H232ZM29 231V230H28ZM211 231V230H210ZM213 231V230H212ZM216 231H218V229L217 230H215V232ZM223 231V230H222ZM30 232H32V231H30ZM195 232V235H197V233ZM198 232H200V230L198 231ZM201 232H202V230H201ZM225 232V231H224ZM234 232V231H233ZM167 234L169 233V232H166ZM165 233V234H166ZM172 233V232H171ZM211 233V232H210ZM232 233V232H231ZM230 233V234H231ZM29 234V233H28ZM199 235L201 234V233H198ZM219 234V233H218ZM221 234V233H220ZM219 234V235H220ZM237 234V233H236ZM38 235V234H37ZM80 235V234H79ZM171 235V234H170ZM209 235H211V234H209ZM214 235H215V233H214ZM217 235V234H216ZM222 235H223V232H222ZM241 235V234H240ZM31 236V235H30ZM43 235H41V237H42ZM237 236V235H236ZM235 235H233V238L232 239H236L237 237H236ZM32 237V236H31ZM40 237V236H39ZM38 237V238H39ZM201 237H202V235H201ZM200 237V238H201ZM236 237V238H235ZM242 237H243V235H242ZM247 237V236H246ZM50 238V237H49ZM76 238H77V236H76ZM170 238H173V237H170ZM240 238H241V236H240ZM219 239H221V237L219 238ZM239 239V238H238ZM243 239V238H242ZM34 240V239H33ZM36 240V239H35ZM34 240V241H35ZM49 240V239H48ZM167 240H168V238H167ZM198 240V239H197ZM200 240V239H199ZM204 241V240H203ZM212 241V240H211ZM227 241V240H226ZM235 241V240H234ZM239 241H240V239H239ZM40 242V241H39ZM38 242V243H39ZM213 242V241H212ZM216 242H218V243H216V244H219V243H221L220 242V240H217ZM225 242V241H224ZM223 242V243H224ZM203 243V242H202ZM214 243V242H213ZM222 243V245H224ZM33 244H35V243H33ZM43 244V243H42ZM167 244V243H166ZM233 244V243H232ZM238 244V243H237ZM40 245V244H39ZM191 245L193 246V244L191 243ZM191 245H190V247H191ZM207 245V244H206ZM246 245V244H245ZM37 246V245H36ZM211 246H212V248H213V246L214 245H212V243H211ZM218 246V245H217ZM220 246V245H219ZM234 246H235V248H236V246H238V245H235L234 244ZM48 247V246H47ZM40 248V247H39ZM193 248H194V246H193ZM193 248H190V250H193ZM198 248V247H197ZM217 248V247H216ZM215 248V249H216ZM219 248V247H218ZM217 248V250L216 251H218L219 249ZM226 248H228V247H226ZM43 249H44V247H43ZM209 249V248H208ZM214 249V248H213ZM225 249V248H224ZM244 249V248H243ZM39 250V249H38ZM194 250H195V248H194ZM210 250V249H209ZM208 250V251H209ZM196 251V250H195ZM213 251V250H212ZM220 251H222V250H220ZM237 251V250H236ZM244 251H246V250H244ZM30 252V251H29ZM33 252V251H32ZM40 252H42V251H40ZM39 252V253H40ZM190 252V251H189ZM219 252V251H218ZM238 252V251H237ZM159 253H161V252H159ZM197 253V252H196ZM214 253V252H213ZM233 253V252H232ZM234 253H235V250H234ZM241 253V252H240ZM245 253V252H244ZM49 254V253H48ZM47 254V255H48ZM204 254V253H203ZM160 255V254H159ZM191 255V254H190ZM200 255V254H199ZM214 255V254H213ZM238 255V254H237ZM36 256H38V255H36ZM201 256V255H200ZM206 256V255H205ZM236 256V255H235ZM239 256V255H238ZM242 256V255H241ZM22 257V256H21ZM91 257H93V256H91ZM214 257V256H213ZM231 257H234V254H231ZM211 258V257H210ZM214 258H216V257H214ZM237 258V257H236ZM235 258V259H236ZM247 258V257H246ZM93 259H95V257L93 258ZM194 259H195V257H194ZM198 259H200V258H198ZM220 259V258H219ZM218 259V260H219ZM234 259V258H233ZM238 259H240V258H238ZM243 259H245V258H243ZM248 259V258H247ZM19 260V259H18ZM89 260V259H88ZM241 260V259H240ZM86 261V260H85ZM191 261V260H190ZM195 261H197V260H195ZM205 261V260H204ZM225 261V260H224ZM223 261V264L225 263V264H227L226 262H224ZM193 262V261H192ZM239 262V261H238ZM90 263V262H89ZM176 263V262H175ZM190 263V262H189ZM194 263V262H193ZM219 263H222V262H219ZM218 263V264H219ZM240 263H242V261L240 262ZM248 264V263H247Z\"/></svg>", "mask_w": 264, "mask_h": 264}]
</instances>
